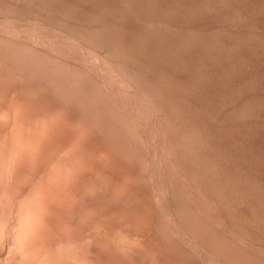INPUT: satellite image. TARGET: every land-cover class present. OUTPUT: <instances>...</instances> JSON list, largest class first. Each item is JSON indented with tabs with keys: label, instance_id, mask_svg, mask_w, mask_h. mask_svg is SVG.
I'll return each mask as SVG.
<instances>
[{
	"label": "rangeland",
	"instance_id": "374dc122",
	"mask_svg": "<svg viewBox=\"0 0 264 264\" xmlns=\"http://www.w3.org/2000/svg\"><path fill=\"white\" fill-rule=\"evenodd\" d=\"M7 1V4H6ZM12 1V2H11ZM16 1V4H15ZM0 0V34L13 35L16 33H26L34 38L41 41H51L58 37L61 41H64L66 37L67 43L71 45L67 46V52L72 57L78 55L80 52H90L92 56L89 60H96L102 63L101 68H99V74L103 76L107 82V90L102 87L97 81L89 74H82L78 66L73 62H68L69 69L66 74L64 69H66L63 63L58 65V61L49 59L46 54H36L34 51L26 49L21 43H14L13 41L4 38V35H0V85L2 88L12 87L13 89H8V92H14L13 96H37L40 100L49 99L57 102H64L62 104L66 105L64 107H69L67 110L76 112L70 121L72 125L67 127V129H72L71 134L75 138L74 141L79 137L80 141L84 138V144L81 142L78 146L79 140L74 143L70 142L68 146L70 147L67 155V160H62L61 163L67 164L63 166L60 161H50L44 156H48L49 152L52 154L53 150L51 146L54 143V137L61 139L55 130L51 131L53 128L51 125L42 126L39 131L41 124H35L36 129L32 127L25 128L26 131H20L21 135L33 132H42L43 136L41 143V150L37 151L35 155L39 158L37 166L39 164L45 163L43 167H36L37 175L32 178L26 176L25 170L22 172L18 170L17 176L14 175L15 172L11 170L8 173L6 180L8 182L4 183L6 186L1 187L0 185V244L3 249L0 248V264H264V0ZM32 1V2H31ZM39 1H41L39 3ZM50 1V2H49ZM52 1V2H51ZM58 1V2H57ZM69 1V2H68ZM78 1V2H77ZM108 1V2H107ZM113 1V2H112ZM117 1V2H115ZM4 2V3H3ZM34 2V3H33ZM63 2V3H62ZM76 2V3H75ZM80 2V5H79ZM83 2V3H82ZM101 2V3H100ZM122 2V3H121ZM124 2V3H123ZM144 2V3H142ZM11 3V5H10ZM32 5H31V4ZM112 3V5H111ZM119 3V4H118ZM134 3V4H133ZM142 3V4H141ZM161 3V4H160ZM14 4V5H13ZM36 4V5H35ZM39 6H38V5ZM56 6H55V5ZM60 4V5H58ZM85 4V5H84ZM92 4V5H91ZM123 4V5H121ZM131 4V5H129ZM149 4V5H148ZM160 4V5H159ZM7 5V7H6ZM13 5V6H12ZM24 7H23V6ZM35 5V6H34ZM45 5V7L43 6ZM69 5V6H68ZM108 5V6H107ZM117 5V7H116ZM145 8H142L144 6ZM177 5V6H176ZM15 6V8H14ZM37 6V7H36ZM41 6V7H40ZM58 6V7H57ZM75 6V8H74ZM96 6V7H95ZM107 6V7H106ZM113 6V7H112ZM126 8H123L125 7ZM133 6V7H132ZM148 6V7H147ZM3 7V8H2ZM11 7V8H10ZM18 7V9H17ZM23 7V8H20ZM34 7V8H32ZM39 7V8H38ZM54 7V8H53ZM120 9H119V8ZM42 8V9H41ZM64 8V9H63ZM68 8V9H67ZM79 8V9H78ZM84 8H86L84 10ZM97 8V9H96ZM112 9V12L111 9ZM115 8V10L113 9ZM123 8V9H122ZM148 8V9H147ZM161 8V9H160ZM28 9V10H26ZM33 9V10H32ZM41 9V10H40ZM51 9V10H50ZM62 9V10H61ZM67 9V10H66ZM72 9V10H71ZM83 9V10H82ZM106 11H105V10ZM122 9V10H121ZM5 10V11H4ZM17 10V11H16ZM26 10V11H25ZM32 10V11H31ZM45 10V11H44ZM75 10V12H74ZM80 10V11H79ZM102 10V11H101ZM114 10V11H113ZM121 10V12H120ZM142 10V12L140 11ZM22 11V12H21ZM25 11V12H24ZM78 11V12H77ZM88 11V12H87ZM99 11V12H98ZM105 11V12H104ZM116 11V14H115ZM21 12V13H20ZM34 14H33V13ZM54 12V13H52ZM110 12V13H108ZM131 12V13H130ZM133 12V13H132ZM8 13V14H7ZM11 13V14H10ZM29 13V14H28ZM38 13V14H37ZM96 16H95V14ZM100 13V14H99ZM107 13V14H104ZM112 13V15H111ZM114 13V14H113ZM44 14V15H42ZM69 14V15H68ZM76 14V15H75ZM109 14V15H108ZM119 14V15H118ZM122 14V15H120ZM129 14V15H128ZM134 14V15H133ZM29 15V16H28ZM31 15V16H30ZM39 15V16H38ZM65 15V16H64ZM71 15V16H70ZM115 15V18L114 16ZM125 15V16H124ZM24 16V17H23ZM47 16V17H46ZM64 16V17H63ZM79 18H78V17ZM108 16V17H107ZM111 16V17H110ZM118 16V17H117ZM145 16V17H144ZM152 16V18L150 17ZM164 16V17H163ZM193 16V17H192ZM31 17V18H30ZM39 17V18H38ZM56 17V18H55ZM60 17V19H59ZM77 17V18H76ZM92 17V18H90ZM121 17V18H120ZM123 17V18H122ZM133 17V18H132ZM8 18V19H6ZM24 18V19H23ZM35 18V19H34ZM37 18V19H36ZM70 20H67L69 19ZM73 18V19H72ZM108 18V19H107ZM127 18V19H126ZM135 18V19H134ZM141 18V19H140ZM156 18V19H155ZM166 21H164V19ZM194 18V19H193ZM14 19V20H13ZM26 19V20H25ZM28 19V20H27ZM42 21H41V20ZM54 19V20H53ZM56 19V20H55ZM86 19V20H85ZM92 19V21H91ZM96 19V20H95ZM116 19V20H114ZM118 19V20H117ZM138 19V20H137ZM149 19V20H148ZM181 19V20H180ZM191 19V20H189ZM13 22H11V21ZM46 20V21H45ZM50 20V21H49ZM83 20V22H82ZM102 20V21H101ZM120 20V21H119ZM127 20V21H126ZM147 20V21H146ZM171 20V21H170ZM175 20V21H174ZM177 20V21H176ZM5 21V22H4ZM10 21V22H9ZM16 21H18L16 23ZM28 21V22H27ZM33 23H32V22ZM49 21V22H47ZM79 21V22H78ZM89 23H88V22ZM94 21L96 23H94ZM99 21V23H98ZM116 21V22H115ZM119 21V22H117ZM125 21V22H123ZM129 21V22H128ZM141 21V23H140ZM173 21V22H172ZM180 21V22H179ZM25 22V24H24ZM36 22V23H34ZM42 22V23H41ZM45 22V23H43ZM47 22V23H46ZM63 22V23H62ZM68 22V24H67ZM75 22V23H74ZM78 22V23H76ZM82 22V23H81ZM123 22V23H122ZM137 22V23H136ZM23 23V24H22ZM31 23V24H30ZM51 23V24H49ZM98 23V24H97ZM104 23V24H103ZM106 23V24H105ZM120 23V24H118ZM154 23V26L152 25ZM163 25H162V24ZM167 23V24H166ZM171 23V24H170ZM190 23V25H189ZM35 26H34V25ZM62 24V25H61ZM77 26H76V25ZM79 24V25H78ZM91 26H90V25ZM117 24V25H116ZM122 24V25H121ZM127 24V25H126ZM142 24V25H141ZM143 24H145L143 26ZM158 24V25H157ZM3 25V26H2ZM14 25V26H13ZM17 25V26H16ZM19 25V26H18ZM23 25V26H20ZM29 25L27 28L26 26ZM32 25V26H31ZM71 25V26H70ZM84 25V26H83ZM97 25V26H96ZM126 25V27H125ZM138 25V26H137ZM9 26V27H8ZM11 26V27H10ZM16 26V27H15ZM40 26V27H39ZM59 26V27H58ZM63 26V27H62ZM88 26V28H87ZM103 26V27H102ZM109 26V27H108ZM133 26V27H132ZM148 26V27H146ZM162 26V27H161ZM171 26V27H170ZM180 26V27H179ZM8 27V28H7ZM21 27H24L21 29ZM33 30H32V28ZM57 27V28H56ZM94 27V29H93ZM125 27V28H124ZM130 27V28H129ZM137 27V28H136ZM182 29V31L179 28ZM196 27V28H195ZM29 28V29H28ZM63 28V30H62ZM77 28V29H76ZM100 28V29H99ZM106 28V29H104ZM123 28V29H122ZM152 28V29H151ZM166 28V29H165ZM170 28H172L170 30ZM176 28V29H175ZM9 29V30H8ZM24 29V30H23ZM45 29V31H43ZM66 29V30H65ZM91 29V31H90ZM97 29V30H96ZM110 29V30H109ZM112 29V30H111ZM164 29V30H163ZM194 29V30H193ZM15 30V31H14ZM31 30V31H29ZM39 30V31H38ZM58 30V31H56ZM60 30V31H59ZM73 30V31H72ZM87 30V31H86ZM94 30V31H93ZM131 30V31H130ZM144 30V31H143ZM149 30V31H148ZM162 30V31H161ZM174 30V32H173ZM190 30V31H189ZM9 31V32H8ZM13 33H10V32ZM41 31V32H40ZM52 31V32H51ZM103 31V32H102ZM106 31V32H105ZM111 31V32H110ZM123 31V32H122ZM127 31V33H126ZM136 31V32H135ZM138 31V32H137ZM140 31V32H139ZM156 31V32H155ZM165 31V33H164ZM178 33H177V32ZM6 32V33H5ZM36 32V33H35ZM67 32V33H66ZM82 32V33H81ZM95 32V33H94ZM105 32V33H104ZM119 32V33H116ZM123 34H122V33ZM147 34H146V33ZM149 32V34H148ZM151 32V33H150ZM160 32V33H159ZM35 33V34H34ZM40 33V34H39ZM49 33V37L47 34ZM99 33V34H97ZM103 33L105 35H103ZM134 33V34H133ZM139 33V35H138ZM164 33V34H163ZM172 33V34H171ZM175 33V34H173ZM197 33V34H196ZM46 35V37L44 36ZM60 34V35H59ZM91 34V35H90ZM108 34V36H107ZM111 34V35H109ZM115 34V35H114ZM119 34V35H118ZM121 34V35H120ZM142 34V35H141ZM156 34V36H155ZM179 34V36H177ZM192 34V35H189ZM54 35V36H53ZM56 35V36H55ZM64 35V36H63ZM66 35V36H65ZM94 35V36H93ZM103 35V36H102ZM114 35V37H113ZM145 35V36H143ZM159 35V36H157ZM161 35H164L161 37ZM173 35V38H171ZM1 36L3 38H1ZM39 36V37H37ZM41 36V37H40ZM62 36V37H60ZM124 36V37H123ZM127 36V37H126ZM135 36V39L133 38ZM139 38H138V37ZM192 36V37H191ZM194 36V37H193ZM196 36V38H195ZM48 37V38H47ZM52 37V38H51ZM96 37V38H95ZM119 37V38H118ZM121 37V38H120ZM144 37V38H143ZM147 37V38H146ZM155 37V38H154ZM166 37V38H165ZM168 37V38H167ZM175 37V38H174ZM182 37V38H180ZM190 37V38H187ZM72 38V39H69ZM81 38V40H80ZM87 38V40H86ZM117 38V39H116ZM133 38V39H131ZM143 39L141 41V39ZM179 38V39H176ZM47 39V40H46ZM55 39V40H56ZM74 39V40H73ZM77 41H76V40ZM99 39V40H98ZM106 39V40H104ZM124 39V41L122 40ZM130 39V41H129ZM154 39V40H153ZM167 39V41L165 40ZM197 39V40H196ZM8 42H6V41ZM51 41L55 43H60V41ZM76 41L75 43H72ZM86 40V41H85ZM91 40V41H90ZM110 40V41H108ZM118 40V41H117ZM120 40V41H119ZM152 40V41H151ZM178 40V41H177ZM187 40V41H186ZM193 40V41H192ZM4 41V42H3ZM11 41V42H10ZM127 41V42H126ZM129 41V42H128ZM154 41V43H153ZM160 41V42H159ZM163 43H162V42ZM169 41V42H168ZM185 41V43H184ZM99 42V43H98ZM105 42V43H104ZM116 42V43H115ZM120 42V43H119ZM140 42V43H139ZM173 42V43H172ZM197 42V43H196ZM80 43V44H79ZM94 43V44H92ZM109 43V44H108ZM115 45H113V44ZM119 43V44H118ZM124 43V44H123ZM139 43V44H138ZM153 43V44H152ZM175 43V44H174ZM9 44V45H8ZM78 46H77V45ZM131 44V45H130ZM163 44V45H161ZM168 44V45H167ZM181 44V45H180ZM185 44V45H184ZM189 44V45H188ZM195 44V45H194ZM20 45V46H19ZM77 49H76V46ZM82 45V47H80ZM91 47H90V46ZM118 45V46H117ZM122 45V46H121ZM158 45V46H156ZM5 46V47H3ZM11 46V47H9ZM75 49H71L72 47ZM105 46V47H104ZM117 46V47H115ZM136 46V47H135ZM139 46V47H138ZM148 46L150 48H148ZM155 46V47H154ZM173 46V47H172ZM184 46V47H182ZM188 46V47H187ZM195 48H193V47ZM197 46V47H195ZM9 47V48H8ZM70 47V48H69ZM80 47V48H79ZM99 47V48H98ZM128 47V48H127ZM145 47L147 50H145ZM171 47V48H170ZM25 48V49H24ZM110 48V49H109ZM117 48V50H116ZM126 48V49H125ZM135 48V49H134ZM143 48V49H142ZM161 48V49H159ZM165 48V49H163ZM188 48V49H187ZM10 49V50H9ZM19 49V50H18ZM24 50V52L22 51ZM82 49V50H80ZM83 49L85 51H83ZM102 49V50H101ZM124 49V50H123ZM155 49V50H154ZM159 49V50H158ZM7 50V51H6ZM72 50V52H71ZM98 50V51H97ZM101 50V51H100ZM108 50V51H107ZM110 50V51H109ZM120 50V51H119ZM127 50V52H126ZM149 50V52H147ZM173 50V51H172ZM177 52H176V51ZM12 53H11V52ZM19 53H16V52ZM103 51V53H102ZM145 53H143V52ZM159 51V52H158ZM167 51V52H166ZM180 51V52H179ZM193 51V53H192ZM15 52V53H13ZM33 52V53H31ZM76 52V53H75ZM105 52V53H104ZM136 52V53H135ZM158 52V53H157ZM165 52V53H164ZM169 52V53H168ZM10 53V54H9ZM23 53V54H22ZM41 53V54H40ZM139 53V54H138ZM143 53V54H142ZM160 53V54H159ZM187 53V54H186ZM13 54V55H12ZM17 56H16V55ZM76 54V55H75ZM88 54V55H89ZM123 56H122V55ZM125 54V55H124ZM132 54V55H131ZM137 54V55H136ZM141 54V55H140ZM159 56H158V55ZM190 54V55H189ZM195 54V55H194ZM19 55V56H18ZM26 55V56H24ZM34 55V57H33ZM41 55V56H40ZM95 55V57L93 56ZM131 55V56H128ZM135 56L134 60L131 57ZM170 55V56H169ZM175 55V56H174ZM189 55V57H188ZM4 56V57H2ZM29 56V57H28ZM47 59H46V57ZM141 56V57H140ZM151 56V57H150ZM153 56V57H152ZM157 58H154V57ZM162 56V57H161ZM165 56V57H164ZM39 57V58H38ZM139 57V58H138ZM145 57V58H143ZM150 57V58H147ZM167 57V58H166ZM171 57V58H170ZM175 57V58H174ZM4 58V59H3ZM43 58V60H42ZM117 60H116V59ZM166 58V59H165ZM188 58V59H187ZM2 59V60H1ZM13 59V60H12ZM21 59V60H20ZM28 59V60H27ZM40 61H38V60ZM49 59V60H48ZM153 59V60H152ZM15 60V61H14ZM18 60V62H16ZM48 60V61H45ZM142 60H144L142 62ZM156 60V61H155ZM163 60V61H162ZM182 60V61H181ZM189 60V61H188ZM2 61V62H1ZM50 61V64H49ZM54 61V63H53ZM98 61V62H97ZM138 61V62H137ZM146 61V63H145ZM161 61V62H160ZM169 61V62H168ZM5 62V63H4ZM15 62V63H14ZM25 62V63H24ZM138 64H136V63ZM141 62V63H140ZM152 62V63H151ZM165 64H164V63ZM192 62V63H191ZM195 62V63H194ZM11 63V64H10ZM32 63V64H31ZM52 63V64H51ZM60 63V62H58ZM128 63V64H127ZM151 63V64H149ZM161 63V64H160ZM169 63V64H168ZM188 63V64H187ZM224 63V64H223ZM14 64V65H13ZM38 64V66H37ZM67 64V63H66ZM117 64V65H116ZM149 64V65H148ZM174 64V65H173ZM190 64V65H189ZM9 65V66H8ZM21 65H23L21 67ZM43 65V66H42ZM63 65V66H62ZM72 65V66H71ZM75 65V66H74ZM145 65V66H144ZM155 67H154V66ZM196 65V66H194ZM206 65V66H205ZM211 65V66H210ZM227 65V66H226ZM30 66V68H29ZM46 66V67H45ZM56 66V67H55ZM62 66V67H61ZM65 66V67H64ZM114 66V67H113ZM142 66V68L140 67ZM145 68H144V67ZM151 66V67H150ZM6 67V68H5ZM21 67V69H20ZM58 67V68H57ZM64 67V68H63ZM71 67H74L73 69ZM129 67V68H128ZM164 67V68H162ZM222 67V69H221ZM10 68V69H9ZM12 68V69H11ZM71 68V69H70ZM148 68V69H147ZM150 68V69H149ZM177 68V69H176ZM198 68V69H197ZM212 68V69H211ZM224 68V71H223ZM14 69V70H13ZM34 69V70H33ZM47 69V70H46ZM61 69V70H60ZM103 69V70H102ZM139 69V71H138ZM145 71H144V70ZM160 69H162L160 71ZM169 69V70H168ZM172 69V70H171ZM208 69V70H207ZM228 69V70H227ZM43 70V71H42ZM64 70L63 72H61ZM71 70V71H70ZM72 70L75 72L72 73ZM76 70V71H75ZM135 70V71H134ZM155 70V71H154ZM165 70V71H164ZM182 70V71H181ZM220 70V71H218ZM58 71V72H57ZM103 71V72H102ZM107 71V72H106ZM160 71V72H159ZM178 71V72H177ZM222 71V72H221ZM19 72V73H18ZM23 72V75L21 74ZM50 72V73H49ZM70 72L72 74H70ZM157 75H155V73ZM167 72V73H166ZM171 72V73H170ZM184 72V73H183ZM208 72V73H207ZM60 73V74H59ZM67 75V78L62 74ZM80 73V75H78ZM106 73V74H105ZM132 73V74H130ZM137 73V74H136ZM153 73V75L151 74ZM198 73V74H197ZM7 74V79L6 75ZM41 74V75H40ZM56 74V75H55ZM62 74V75H61ZM144 74V75H143ZM189 78H187L188 76ZM226 74V75H225ZM70 75V77H68ZM84 75V76H82ZM87 75L86 79H83ZM108 75V76H107ZM129 75V76H128ZM151 75V76H150ZM155 75V76H154ZM168 77H167V76ZM200 75V76H199ZM27 76V77H26ZM48 76V77H47ZM73 76V77H72ZM115 76H117L115 78ZM123 76V78H122ZM142 76V77H141ZM145 76V77H144ZM148 76V77H146ZM158 76V77H157ZM176 76V77H175ZM182 76V77H181ZM18 77V80H17ZM22 77V78H21ZM35 79H34V78ZM64 77L66 79H64ZM80 79H79V78ZM122 79L128 80L130 83L132 93H127L124 86L115 84L112 80ZM125 77V79H124ZM127 77V78H126ZM137 77V78H136ZM191 77V78H190ZM196 77V78H195ZM209 77V78H208ZM31 78V79H30ZM41 78V79H40ZM74 78V79H73ZM77 78L79 80H77ZM129 78V79H128ZM134 78V79H133ZM158 78V79H157ZM160 78V79H159ZM211 78V79H210ZM226 78V80H225ZM48 79V80H47ZM52 79V80H51ZM70 79V80H67ZM165 79V80H163ZM171 79V80H170ZM182 79V80H181ZM188 79V80H187ZM190 79V80H189ZM199 79V80H198ZM220 79V80H219ZM222 79V81H221ZM225 81H224V80ZM22 80V82L20 81ZM38 80V82H37ZM77 80V81H76ZM82 80L83 84H82ZM88 80V81H87ZM94 80V81H93ZM137 80V81H136ZM156 80V81H155ZM181 82H180V81ZM184 80V81H183ZM194 80V81H193ZM198 80V81H195ZM229 82H228V81ZM45 81V82H44ZM58 81V83H57ZM87 81V82H86ZM141 81V82H140ZM174 81H176L174 83ZM191 81V82H189ZM209 81V82H208ZM221 84H218V82ZM23 85L21 87L18 85ZM31 82V84H30ZM60 82V83H59ZM66 82V83H65ZM72 82V83H71ZM145 82V83H144ZM157 82V83H156ZM199 82V83H198ZM224 82V83H223ZM14 83V84H13ZM50 83V84H48ZM81 83V84H79ZM153 85H152V84ZM164 83V85L162 84ZM178 83V84H176ZM192 83V85H191ZM227 83V84H226ZM34 84V85H33ZM53 84V85H52ZM115 84V87H113ZM137 84V85H136ZM158 84V85H156ZM172 84V85H171ZM183 84V85H182ZM190 84V85H189ZM199 84V85H198ZM213 84V85H212ZM217 84V85H216ZM32 85V86H31ZM55 85V89L54 86ZM66 85V86H65ZM86 88H84V86ZM87 85V86H86ZM144 85V86H143ZM196 85V86H195ZM228 85V86H227ZM5 86V87H4ZM46 86V87H45ZM121 88V89H119ZM150 86V87H149ZM161 86V87H160ZM176 86V87H175ZM186 86V87H185ZM195 86V87H192ZM211 86V88H210ZM226 86V87H225ZM1 87V86H0ZM52 87V88H51ZM60 87V88H59ZM113 87V89H112ZM184 87V88H182ZM23 88V89H20ZM84 88V89H83ZM100 88V89H99ZM110 88V89H109ZM148 90H147V89ZM157 88V89H156ZM173 88V89H172ZM191 88V89H190ZM207 88V89H206ZM225 88V89H224ZM16 89V90H15ZM49 89V90H48ZM57 89V90H56ZM64 89V90H63ZM67 89V90H66ZM112 89V90H111ZM116 89V90H115ZM152 89V90H151ZM162 89V90H161ZM165 89V90H164ZM186 89V90H185ZM212 89V90H211ZM28 90V91H27ZM38 90V91H37ZM42 90V91H41ZM51 90V91H50ZM54 90V91H52ZM69 90V91H68ZM122 90V91H119ZM142 90V92H141ZM167 90V91H166ZM171 90V91H170ZM188 90V91H187ZM192 90V91H191ZM199 90V91H198ZM226 90V91H225ZM229 90V91H228ZM21 94H20V92ZM25 91V92H23ZM41 91V92H40ZM83 91V92H82ZM116 91V92H115ZM163 91V92H162ZM176 91V92H175ZM178 91V92H177ZM211 91V92H210ZM11 92V94H12ZM32 92V93H31ZM47 92V93H45ZM58 92V93H57ZM90 92V93H89ZM107 92V93H106ZM110 92V93H109ZM126 92V93H124ZM173 92V93H172ZM224 92V93H223ZM18 93V95H17ZM35 93V94H34ZM50 93V94H49ZM63 95H61V94ZM94 93V94H93ZM109 93V94H108ZM162 93V94H161ZM195 93V94H194ZM198 93V94H197ZM210 93V94H209ZM214 93V94H213ZM230 93V94H229ZM34 94V95H33ZM57 94V95H56ZM103 94V95H102ZM113 94V95H112ZM117 94V95H116ZM171 94V95H170ZM175 94V95H174ZM177 94V95H176ZM179 94H181L179 96ZM188 94V95H187ZM197 94V95H196ZM213 94V95H212ZM222 94V95H221ZM225 94V95H224ZM46 95V96H44ZM53 95V96H52ZM66 95V96H65ZM106 95V96H105ZM130 95V96H129ZM142 95V96H141ZM151 95V96H150ZM164 95V96H163ZM185 95V96H183ZM196 95V96H195ZM209 95V96H208ZM227 95V96H226ZM8 96V95H7ZM6 96V97H7ZM52 96V97H51ZM57 96V97H56ZM113 96V97H112ZM179 96V97H178ZM211 96V97H210ZM218 96V97H217ZM4 97V98H6ZM8 100H3L6 105H9L14 113L20 116L35 115L34 117L40 115L43 117L42 112L37 111L33 113L31 110V103L35 104V100L28 102L25 105L16 106L17 103L13 104V98L8 96ZM43 97V98H42ZM56 97V98H55ZM63 97V98H62ZM65 97V98H64ZM96 97V98H95ZM103 97V98H102ZM138 97V98H137ZM175 97V98H174ZM207 97V99H206ZM210 97V98H209ZM220 97V98H219ZM226 99H225V98ZM12 98V99H10ZM54 98V99H53ZM61 98V99H59ZM90 98V99H89ZM100 98V99H99ZM107 98V100L105 99ZM140 98H142L140 100ZM182 98V100H181ZM66 99V101H64ZM147 99V100H145ZM158 99V100H157ZM172 99V100H171ZM190 99V100H189ZM196 99V100H195ZM199 99V101L197 100ZM222 99V100H221ZM228 99V100H227ZM12 100V102H10ZM87 100V101H85ZM94 100V101H93ZM100 100V101H99ZM103 100V101H102ZM115 100V101H114ZM154 100V101H153ZM164 100V101H163ZM174 100V101H173ZM177 100V102H176ZM179 100V101H178ZM194 100V101H193ZM208 100V101H207ZM219 102H217V101ZM221 100V101H220ZM71 101V103H70ZM120 101V102H119ZM125 101V102H124ZM141 101V104H140ZM160 101V102H159ZM163 101V102H161ZM197 101V103H196ZM223 101L226 102L222 103ZM10 102V103H9ZM59 102V103H60ZM81 102V103H80ZM106 102V103H105ZM115 102V104H114ZM117 102V103H116ZM144 102H146L144 104ZM157 102V103H156ZM168 102V103H167ZM180 102V103H179ZM184 102V103H183ZM191 102V103H190ZM209 102V104H208ZM212 104H211V103ZM32 103V104H33ZM60 103V104H61ZM66 103V104H65ZM105 103V104H104ZM109 103V104H108ZM111 103V104H110ZM113 103V104H112ZM119 103V104H118ZM120 103H122L120 106ZM159 103V104H158ZM188 105H187V104ZM214 103L216 105H214ZM222 103V104H221ZM17 104V105H18ZM28 104V105H27ZM33 104V105H34ZM71 104V105H70ZM103 104V105H102ZM108 104V105H107ZM146 104H148L146 106ZM174 104V105H173ZM178 106H177V105ZM186 106H184V105ZM27 105V106H26ZM70 105V106H69ZM78 105V106H77ZM82 105V106H81ZM134 105V106H133ZM164 105V106H163ZM170 105V106H169ZM204 105V106H203ZM210 105V106H207ZM229 106V108L227 107ZM26 106V107H24ZM29 106V107H28ZM89 106V107H88ZM106 106V107H105ZM117 106V107H116ZM118 106H120L118 108ZM130 106V107H129ZM150 108H149V107ZM218 106V108H217ZM221 106V107H220ZM7 107V108H8ZM13 107V108H12ZM19 107V109H18ZM73 107V108H72ZM86 107V108H85ZM122 107H124L122 109ZM143 107V108H142ZM144 107H146L145 110ZM153 107V108H152ZM157 107V108H156ZM161 107H163L161 109ZM192 107V110H191ZM196 107V108H195ZM201 107V108H199ZM206 107V108H205ZM214 107V108H213ZM227 107V108H226ZM103 108V109H102ZM139 110H137V109ZM175 108V109H174ZM181 108V109H180ZM183 108V109H182ZM71 109V110H70ZM84 109V110H83ZM92 109V110H91ZM117 109V110H116ZM127 109V110H126ZM129 109V110H128ZM142 109V110H141ZM155 111H154V110ZM161 109V110H160ZM177 109V110H176ZM179 109V110H178ZM188 111H187V110ZM197 109V110H196ZM205 109V110H204ZM216 109V110H215ZM222 109V111H221ZM224 109V110H223ZM11 110V111H12ZM25 110H27L25 112ZM95 112H94V111ZM107 112H106V111ZM111 110V111H110ZM148 110H150L148 112ZM190 110V111H189ZM213 110V111H212ZM218 110V111H217ZM229 110V111H228ZM82 111V112H81ZM87 111V112H86ZM114 111V112H113ZM136 111V112H135ZM147 111L148 114L143 115V112ZM181 111V112H178ZM183 111V112H182ZM186 111V112H185ZM211 111V112H210ZM86 112V114H85ZM111 112V113H110ZM152 112V113H151ZM173 112V114H172ZM176 112V113H174ZM185 112V113H184ZM188 112V114H187ZM194 112V113H193ZM197 114H196V113ZM207 112V113H206ZM220 112L222 113L220 115ZM224 112V113H223ZM33 113V114H32ZM41 113V114H40ZM79 113H81L79 115ZM91 113V114H90ZM95 113V114H94ZM107 113V114H106ZM115 113V114H114ZM129 113V114H128ZM160 113V114H159ZM201 113V115H200ZM215 113V114H214ZM217 113V114H216ZM43 114V115H42ZM77 114V115H76ZM102 114V115H101ZM112 114V115H111ZM203 114V116H202ZM227 114V115H226ZM79 115V116H78ZM95 115V116H94ZM167 115V116H166ZM181 117H179V116ZM199 115V116H198ZM214 115V116H213ZM94 116V117H93ZM97 116V117H96ZM160 116V118H159ZM169 116V117H168ZM174 116V117H173ZM189 116V117H187ZM191 116V117H190ZM194 116L196 118H194ZM226 116V117H225ZM36 117V120L41 118ZM76 117V118H75ZM85 117V118H84ZM112 117V118H111ZM114 117V118H113ZM133 117V118H132ZM164 117V118H161ZM167 117V118H166ZM186 117V118H185ZM210 117V118H209ZM217 117V118H216ZM224 119H222V118ZM39 118V119H38ZM58 117L55 116L54 122ZM82 120H80V119ZM90 118V119H89ZM101 118V119H100ZM104 118V119H103ZM181 118V119H180ZM201 118V120H200ZM205 118V119H204ZM84 119V120H83ZM108 119V120H107ZM120 119V120H119ZM124 119V120H123ZM151 119V120H150ZM161 119V120H158ZM166 119V120H165ZM175 119V123L174 120ZM179 119V120H177ZM211 119V120H209ZM92 120V121H90ZM96 120V121H95ZM134 120V121H133ZM171 120V121H170ZM177 120V121H176ZM184 123H182L183 121ZM208 120V121H207ZM217 122H215V121ZM227 120V121H225ZM75 121V122H74ZM78 121V122H77ZM85 121L84 124L79 125ZM112 121V123H111ZM161 121V122H160ZM173 121V122H172ZM195 121V122H194ZM227 122L226 124L223 122ZM40 122V121H39ZM97 122V123H96ZM122 122V123H121ZM179 122V123H178ZM188 122V124H186ZM203 122V124H202ZM207 122V123H206ZM1 123V121H0ZM78 123V124H76ZM96 123V125H95ZM99 123V124H98ZM102 123V124H101ZM106 123V124H105ZM159 123V124H158ZM177 123V124H176ZM197 123V124H196ZM92 124V125H88ZM115 124V125H114ZM149 124V125H148ZM176 124V125H175ZM182 124V125H181ZM186 124V125H185ZM196 124V125H195ZM211 124V125H210ZM74 125V126H73ZM84 125V126H83ZM87 125V126H86ZM112 125V126H111ZM161 125V126H160ZM166 125V126H165ZM170 125V126H169ZM192 125V126H191ZM195 125V126H194ZM206 125V126H205ZM208 125H210L208 127ZM220 125V126H219ZM48 126V127H47ZM67 126V125H66ZM76 126V128H75ZM78 126V127H77ZM102 126V127H100ZM125 126V127H124ZM150 126V127H149ZM175 126V127H174ZM182 126V127H181ZM193 130H191V128ZM197 126V127H196ZM202 126V127H201ZM205 126V127H204ZM212 126V127H211ZM45 127H47L45 129ZM82 127V128H81ZM94 127V128H93ZM114 127V128H113ZM181 127V128H180ZM221 127V128H220ZM50 130H49V129ZM80 130H79V129ZM96 128V129H95ZM102 128V129H101ZM159 128V129H158ZM162 128V129H161ZM164 128V129H163ZM187 128V129H186ZM206 128V129H205ZM219 128V129H218ZM229 128V129H228ZM45 129V131L43 130ZM75 129V130H74ZM86 129V130H85ZM97 129H99L97 131ZM131 129V130H130ZM158 129V130H157ZM176 129V131H175ZM182 129V130H181ZM186 129V130H185ZM197 131H196V130ZM213 129V130H212ZM222 129V130H221ZM228 129V130H227ZM30 132H27V131ZM49 130V131H48ZM78 132L76 133V131ZM84 130V131H83ZM88 130V133H87ZM89 130L90 133L89 134ZM108 130V131H107ZM110 130V131H109ZM114 130V131H113ZM134 130V131H133ZM164 133H162V131ZM166 130V131H165ZM181 130V132H180ZM206 130V133L204 132ZM215 130V131H214ZM224 130V131H223ZM75 131V132H74ZM144 135H142V133ZM178 131V132H177ZM192 133H191V132ZM201 131V132H199ZM210 131V132H208ZM230 131V132H229ZM48 132V134H46ZM54 132V133H53ZM94 132V133H93ZM99 135L98 137V134ZM101 132V133H100ZM104 132V133H103ZM112 132V133H111ZM132 132V133H131ZM140 132V133H139ZM172 132V133H171ZM175 132V133H174ZM197 132V133H196ZM217 132V133H216ZM224 132V133H223ZM227 134H226V133ZM30 133V135H31ZM46 135H45V134ZM75 133V135L73 134ZM96 133V134H95ZM108 133V134H107ZM119 133V134H118ZM130 133V134H129ZM168 133V134H167ZM183 133V134H181ZM186 133V134H185ZM196 133V134H195ZM208 133V134H207ZM213 133V134H212ZM24 134V135H26ZM80 136H79V135ZM83 134V135H82ZM94 134V135H93ZM166 134V135H165ZM171 134V135H170ZM190 134V135H189ZM192 134H195L192 136ZM221 134V135H220ZM226 134V135H224ZM78 135V136H77ZM93 135V136H91ZM115 135V136H114ZM130 135V136H129ZM164 135V136H163ZM177 135V136H175ZM207 135V136H205ZM23 136V135H22ZM105 138H104V137ZM112 136V137H111ZM123 136V137H122ZM153 136V137H152ZM167 136V138H166ZM182 136V137H181ZM191 136V137H190ZM195 136V137H194ZM200 138H199V137ZM221 136V137H220ZM45 138V142L44 139ZM90 137V138H88ZM98 137V138H97ZM102 137V138H101ZM107 137V138H106ZM121 137V138H120ZM145 137V138H144ZM150 139H149V138ZM174 137V138H173ZM181 137V138H180ZM185 137V138H184ZM203 137V138H202ZM206 137V138H205ZM213 139H212V138ZM215 137V138H214ZM1 138V137H0ZM57 138V139H58ZM83 138V139H82ZM101 138V139H100ZM113 138V139H112ZM115 138V139H114ZM119 138V139H118ZM147 138V139H146ZM153 138V139H152ZM171 138V139H170ZM189 138V139H188ZM191 138V139H190ZM201 139V141H197ZM211 138V139H210ZM217 138V139H216ZM219 138V139H218ZM231 138V139H230ZM53 139V141L48 142L47 140ZM89 139V140H88ZM118 139V140H117ZM167 139V140H166ZM178 139L180 141H178ZM187 141H185V140ZM204 139V140H203ZM2 139H0L1 141ZM86 140V141H85ZM94 140H96L94 142ZM117 140V141H116ZM148 140H151L150 144ZM155 140V142H154ZM170 140V142H169ZM174 140V141H172ZM206 140V142H204ZM210 140V141H209ZM221 140V141H220ZM227 140V141H226ZM4 141V140H3ZM1 141V142H3ZM10 141V142H9ZM13 140H8L7 143L0 142V146L4 145V149L0 148V155L4 156L8 153L20 151L23 154V159L27 158V145L24 146L23 143L19 144L17 142H12ZM98 141V143H96ZM167 141V142H166ZM177 141V142H176ZM185 141V142H184ZM190 141V143H189ZM12 142V144H11ZM48 142V143H47ZM89 142V145L86 144ZM93 142V143H92ZM106 142V143H105ZM114 142V143H113ZM154 142V143H153ZM165 142V143H164ZM187 142V143H186ZM197 142H199L197 144ZM208 142V143H207ZM215 142V143H214ZM217 142V143H216ZM47 143V144H46ZM92 143V144H91ZM103 143V144H101ZM118 143V144H117ZM171 143V144H170ZM181 143V144H180ZM196 145H195V144ZM202 143V144H201ZM205 143V144H204ZM220 143V144H219ZM225 143V144H224ZM2 144V145H1ZM9 144V145H8ZM23 144V147H21ZM99 144L101 145L99 148ZM109 144V145H108ZM127 144V145H126ZM133 144V145H132ZM136 144V145H135ZM200 144V145H199ZM219 144V145H218ZM222 144V145H221ZM231 144V145H230ZM16 145V146H15ZM47 145V146H44ZM76 150L81 151L77 153ZM77 145V146H76ZM83 145V146H80ZM98 145V147H97ZM106 147H105V146ZM113 145V146H112ZM140 145V147H139ZM173 145V146H171ZM207 145V146H206ZM214 145V146H213ZM225 145V146H224ZM239 145V146H238ZM8 146V147H7ZM11 146V147H10ZM86 146V147H85ZM93 146V147H92ZM111 146V147H110ZM116 146V147H115ZM150 146V147H149ZM166 146V147H164ZM175 146V147H174ZM202 146V147H201ZM219 146V147H218ZM227 146V147H226ZM47 148V150L45 149ZM50 147V148H49ZM71 147L74 149H71ZM108 147V148H107ZM118 147V148H117ZM122 147V148H121ZM137 147V148H136ZM139 147V148H138ZM145 147V148H144ZM160 147V148H159ZM163 149H162V148ZM168 147V149H167ZM179 147V149H178ZM201 147V149H200ZM240 147V148H239ZM20 148V149H19ZM83 148V149H82ZM132 148V150H131ZM171 148V149H169ZM207 148V149H205ZM217 148V149H216ZM228 148V149H227ZM8 149V151H6ZM11 149V150H10ZM24 150L22 152V150ZM89 149V150H88ZM91 149V151H90ZM94 149V153L93 150ZM103 149V150H102ZM116 149V150H114ZM119 149V151H118ZM184 149L186 151H184ZM189 149V150H188ZM223 149V150H221ZM241 149V150H240ZM9 150L11 152H9ZM13 150V151H12ZM49 150V152H48ZM52 150V151H51ZM73 150V152H72ZM101 150V151H98ZM124 150V151H123ZM141 150V151H140ZM148 150V151H147ZM172 150V151H171ZM184 152H183V151ZM211 150V151H210ZM231 150V151H230ZM237 150V151H236ZM46 151V152H45ZM76 151V152H75ZM97 151V152H95ZM111 151V153H110ZM114 151V152H113ZM117 151L119 153H117ZM127 151V152H126ZM135 151V152H134ZM137 151V152H136ZM141 153H140V152ZM179 151V152H178ZM195 151V152H194ZM203 153H202V152ZM242 151V152H241ZM2 152V153H1ZM4 152V153H3ZM7 152V153H6ZM26 152V155H25ZM48 152V153H47ZM117 154H116V153ZM123 152V153H121ZM125 152V153H124ZM130 154H129V153ZM177 154H176V153ZM188 152V153H187ZM197 152V153H196ZM218 152L220 154H218ZM238 152V153H236ZM45 153V154H44ZM73 153L75 154L73 156ZM81 153V157L79 156ZM97 153V155H96ZM113 153V154H112ZM159 153V154H158ZM169 153V154H168ZM183 153V154H182ZM185 153V154H184ZM205 153V154H204ZM222 153V154H221ZM241 153V154H240ZM48 154V155H47ZM77 154V155H76ZM102 156H101V155ZM106 154V155H105ZM116 154V155H115ZM137 154V155H136ZM195 154V155H194ZM239 154V155H238ZM245 154V155H244ZM91 155V157H90ZM94 155V156H93ZM115 155V156H113ZM118 155V156H117ZM121 155V157H120ZM125 155V156H124ZM134 155V156H133ZM174 155V156H172ZM199 155V156H198ZM202 155V156H201ZM205 157H204V156ZM231 157H230V156ZM243 157H242V156ZM77 159H73L76 158ZM78 156L81 158L79 159ZM84 156V157H83ZM89 156V157H88ZM113 156V157H112ZM186 156V157H185ZM191 156V157H190ZM219 156V158H217ZM96 157V158H95ZM115 157V158H114ZM179 157V158H178ZM185 157V159H184ZM194 157V158H193ZM201 157V158H200ZM204 157V158H203ZM216 157V158H214ZM221 157V158H220ZM224 157V158H223ZM235 157V158H234ZM242 157V158H241ZM1 158V157H0ZM4 158V157H3ZM2 158V160H3ZM44 158V162L41 160ZM47 158H52L50 155ZM84 158V159H83ZM87 158V159H85ZM92 158V159H91ZM95 158V159H94ZM103 158V159H102ZM114 158V160H113ZM127 158V159H126ZM148 158V159H147ZM156 158V159H155ZM182 158V159H181ZM193 158V160H192ZM208 158V160H207ZM72 159V160H71ZM91 159V161H90ZM126 161H125V160ZM129 159V160H128ZM170 159V160H169ZM172 159V160H171ZM177 159H179L177 161ZM197 159V160H196ZM200 159V160H199ZM205 159V161L203 160ZM225 159V160H224ZM244 159V160H242ZM0 160V161H2ZM76 160V161H74ZM84 160V161H83ZM89 160V161H88ZM106 160V162H105ZM118 160L119 164H118ZM122 160V161H121ZM158 160V161H157ZM160 160V161H159ZM164 160V162L162 161ZM184 162L182 163L181 161ZM189 162H187V161ZM196 160V161H195ZM199 160V161H198ZM203 160V161H202ZM221 160V161H220ZM240 160V161H239ZM79 161V162H77ZM83 161V162H82ZM101 163L99 164L98 163ZM109 161V162H108ZM116 161V163L114 162ZM121 161V162H120ZM125 161V162H124ZM177 161V162H175ZM186 161V162H185ZM209 161V162H207ZM211 161V162H210ZM216 161V162H215ZM224 161V162H223ZM231 161V162H230ZM49 162V163H48ZM51 162V163H50ZM57 162V163H56ZM59 162V164H58ZM72 163V165H68ZM77 162V163H76ZM111 162V163H110ZM113 162V163H112ZM128 162V163H127ZM139 162V164H138ZM143 162V163H142ZM194 162V163H192ZM206 162V163H205ZM223 162V163H222ZM230 162V163H229ZM237 162V163H236ZM244 162V163H243ZM77 165H76V164ZM85 163V164H84ZM87 163V164H86ZM98 163V164H97ZM106 163V164H105ZM130 163V164H129ZM177 163V164H176ZM203 163V164H202ZM206 165H205V164ZM211 163V164H210ZM219 163V164H218ZM235 163V164H234ZM54 164V165H53ZM57 166H56V165ZM80 164V165H79ZM83 164V165H82ZM89 164V165H88ZM97 167H96V165ZM103 164V165H102ZM110 164V165H109ZM113 164V165H112ZM115 164V166H114ZM124 164V165H123ZM164 164V165H163ZM181 164V165H180ZM210 164V165H209ZM215 164V165H213ZM54 167H53V166ZM62 167H61V166ZM94 167H91L93 166ZM100 165V166H99ZM118 165L120 167H118ZM130 165V167H129ZM132 165V166H131ZM170 167H169V166ZM174 165V166H173ZM184 165V166H183ZM196 165V166H195ZM198 165V167H197ZM205 165V166H204ZM236 165V166H235ZM67 166V170H66ZM70 166L73 168H70ZM103 168H102V167ZM112 168H111V167ZM122 166V167H121ZM124 166V167H123ZM127 166V167H125ZM142 166V167H140ZM178 166V167H176ZM182 166V167H181ZM195 166V167H194ZM202 168H201V167ZM242 166V167H240ZM59 167V168H58ZM61 167V169H60ZM64 167L65 173L70 171L68 175L61 171ZM77 168L74 170V168ZM80 169H79V168ZM86 167V168H85ZM91 167V169H90ZM101 167V168H100ZM169 167V168H168ZM185 167V168H183ZM187 167V168H186ZM208 170H207V168ZM215 167V168H214ZM219 167V168H218ZM56 168V170H54ZM59 172L58 171V169ZM69 168V169H68ZM84 168V169H83ZM88 168V170H86ZM117 168V169H115ZM121 170H120V169ZM124 168V173L122 171ZM143 168V169H142ZM163 168V169H162ZM176 168L178 170H176ZM192 168V169H191ZM200 168V169H199ZM204 168V169H203ZM244 168V169H243ZM83 169V170H82ZM94 169V170H92ZM108 169L107 172L106 170ZM119 169V170H118ZM129 169V170H128ZM181 169V170H180ZM220 169V170H219ZM238 169V170H237ZM79 170V171H77ZM96 170V172H95ZM99 170V171H97ZM115 170V172H114ZM133 170V171H132ZM135 170H137L135 172ZM147 170V171H146ZM169 172H167V171ZM176 170V171H175ZM188 170V171H187ZM190 170V171H189ZM199 170V171H198ZM224 170V171H223ZM236 170V172H234ZM39 171V172H38ZM54 171V172H53ZM77 171L80 176L78 175ZM84 171V172H83ZM101 171V172H100ZM113 171V174H112ZM118 171V172H117ZM121 171V172H119ZM127 171V172H126ZM131 171V172H130ZM175 171V172H174ZM187 171V173H185ZM207 171V173H206ZM228 171V172H227ZM241 171V172H240ZM246 171V172H245ZM43 172V174L41 173ZM50 172V173H48ZM59 172V173H58ZM63 172V174H62ZM75 172V173H74ZM86 172V173H85ZM89 172V175H88ZM93 172V173H92ZM98 172V173H97ZM105 172V173H104ZM108 174H107V173ZM129 172V173H128ZM166 172V173H165ZM180 172V173H179ZM190 172V173H189ZM197 172H199L197 174ZM216 172V173H215ZM224 172V173H222ZM245 172V173H244ZM57 173V174H56ZM61 173V174H60ZM92 173V174H91ZM101 173H103L101 175ZM117 173V174H116ZM128 175H126V174ZM133 173V175H132ZM171 173V174H169ZM219 173V174H218ZM230 173V174H229ZM25 174V176H23ZM44 174L46 176H44ZM48 174V175H47ZM53 174V175H52ZM72 174V176L70 175ZM75 181L69 180L75 177ZM84 174V175H83ZM97 174V175H96ZM116 174V175H114ZM128 176L122 177L119 176ZM137 174V175H136ZM176 174V175H174ZM181 176H180V175ZM188 176H186V175ZM212 174V175H211ZM241 174V175H240ZM40 175V176H38ZM55 175H59L61 178L65 175V180L58 179ZM82 175V177H81ZM86 175V177H85ZM92 175V176H91ZM99 175V176H98ZM111 175V177L109 176ZM120 177H118V176ZM167 175V176H166ZM223 175V176H222ZM226 175V176H225ZM14 176V177H13ZM18 177L17 180L14 178ZM37 176V178H36ZM55 176V177H54ZM95 176V177H94ZM98 176V177H97ZM104 178H101V177ZM105 176V177H104ZM135 176V177H133ZM138 176V177H137ZM140 176V177H139ZM169 176V177H168ZM213 176H217L214 178ZM219 176V177H218ZM221 176V177H220ZM231 176V177H230ZM237 176V177H236ZM246 176V177H245ZM13 177V178H12ZM23 177V178H22ZM27 177V178H26ZM50 177V178H49ZM54 177V178H53ZM88 177V178H87ZM115 177V178H114ZM117 177V179H116ZM200 177V178H197ZM211 177V178H210ZM229 177V178H228ZM234 177V178H232ZM244 177V179H242ZM42 180H41V179ZM57 178V179H56ZM83 178V180H81ZM96 178V182L95 179ZM136 178V179H134ZM171 178V179H170ZM177 178V179H176ZM204 178V179H203ZM225 180H224V179ZM227 178V179H226ZM230 178L231 181H230ZM238 180H237V179ZM3 178L2 180L5 181ZM13 179V180H12ZM25 179V180H24ZM29 179V180H28ZM37 179V180H36ZM49 179V180H48ZM55 179V180H54ZM90 179V180H89ZM105 179H109L108 181ZM115 179V180H114ZM119 179V180H118ZM128 179H131L128 181ZM141 179V180H140ZM165 179V180H164ZM174 179V181H173ZM185 179V180H184ZM189 179V181L187 180ZM200 179V180H199ZM203 179V180H202ZM211 179V180H209ZM235 181H234V180ZM24 180V181H23ZM52 180V181H51ZM59 180V181H58ZM67 180V181H66ZM69 180V181H68ZM79 180L81 182H79ZM118 180V182H117ZM126 180V181H124ZM220 180V181H219ZM224 180V181H223ZM233 180V181H232ZM240 180V181H239ZM245 180V181H244ZM13 181V182H12ZM26 181V182H25ZM33 183H31V182ZM40 181V182H39ZM56 181V183H55ZM58 181V182H57ZM67 183H66V182ZM110 181V182H109ZM140 181V182H139ZM160 181V182H159ZM179 181V182H178ZM211 181V182H210ZM215 181V182H214ZM223 181V182H222ZM243 181V183H242ZM1 182V179H0ZM20 182V183H18ZM26 185H25V183ZM36 182V183H35ZM38 182V183H37ZM45 182V183H44ZM63 184H62V183ZM72 182V183H71ZM80 184V185H78ZM84 182V183H82ZM113 182V183H112ZM116 184H115V183ZM123 182L121 185L120 183ZM136 182V183H135ZM139 184H138V183ZM166 182V183H165ZM188 185H187V183ZM192 184L190 185V183ZM209 182V183H208ZM236 182V183H235ZM13 183V185L11 184ZM29 185H28V184ZM65 183V184H64ZM104 183V186H103ZM112 183V184H111ZM153 183V184H151ZM181 183V184H180ZM199 185H197V184ZM205 183V184H204ZM208 183V184H207ZM217 185H213V184ZM221 183V184H220ZM225 183V184H224ZM227 183V184H226ZM235 183V184H234ZM31 184V185H30ZM73 184V185H72ZM76 184V185H74ZM93 184V186L90 185ZM111 184V186H109ZM134 184V185H133ZM137 186H136V185ZM147 184V185H146ZM175 184V185H173ZM211 184V185H210ZM16 185V186H14ZM34 185V186H33ZM36 185V186H35ZM49 185V186H48ZM63 185V187H62ZM65 185V186H64ZM68 185V186H67ZM89 185V186H88ZM118 186L117 188H113ZM119 185L121 187H119ZM185 187H184V186ZM212 186V187H209ZM222 187H220V186ZM239 185V186H238ZM242 185V187H241ZM245 185V186H244ZM20 186V188H18ZM25 186V188H24ZM38 186V187H37ZM60 186V187H59ZM74 187V189L72 187ZM88 186V187H87ZM95 186V188H94ZM103 186V187H102ZM127 188H126V187ZM153 186H155L153 188ZM179 186V187H178ZM182 186V187H181ZM188 188H187V187ZM225 186V187H224ZM14 187H16L14 189ZM29 187V188H26ZM32 187V188H31ZM52 187V188H51ZM55 187V188H54ZM85 187V192L83 188ZM93 187V188H92ZM102 187V188H101ZM112 190H110L109 189ZM125 187V189L123 188ZM174 187V189H173ZM177 187V188H176ZM192 187V188H191ZM196 187V189H195ZM204 187V189H203ZM216 187L215 191L214 188ZM8 188V189H7ZM22 188V189H21ZM24 188V189H23ZM34 188V189H33ZM36 188V190H35ZM54 188V189H53ZM76 188V189H75ZM82 188V190H80ZM105 188H108L109 191ZM121 188V189H119ZM137 190H136V189ZM138 188L139 189L138 191ZM146 188V189H145ZM183 188H186L183 189ZM198 188V189H197ZM209 188V189H208ZM219 188V189H218ZM227 188V189H226ZM232 188V189H231ZM12 189V190H11ZM51 189V190H49ZM58 189V191H57ZM95 189V190H93ZM105 189V190H104ZM131 189V190H130ZM135 189V190H134ZM171 189L174 191H171ZM179 189V191H178ZM190 189V190H189ZM213 189V190H212ZM229 191V192H227ZM229 189V190H228ZM9 190V191H8ZM22 195H19V192ZM30 190L32 192H30ZM39 192H38V191ZM53 190V191H52ZM73 190V191H72ZM93 190V192H91ZM98 190V191H97ZM134 190V191H133ZM195 190V191H193ZM201 190V191H200ZM219 190V191H218ZM233 190V191H232ZM2 191V192H1ZM8 191V192H7ZM17 191V193H16ZM26 191V192H25ZM57 191V192H56ZM82 191V192H81ZM90 191V192H89ZM96 191V192H95ZM109 193H108V192ZM115 191L116 194L115 195ZM130 191V195L129 192ZM136 191V192H135ZM141 191V192H140ZM146 191V192H145ZM160 191V192H159ZM167 191V192H166ZM190 191V192H189ZM200 191V192H199ZM203 191V192H202ZM209 191V192H208ZM211 191V192H210ZM218 191V192H216ZM15 192V193H14ZM25 192V193H24ZM31 194H30V193ZM55 192V196L52 195ZM61 192H63L61 194ZM70 192V193H69ZM76 194H75V193ZM81 192V193H80ZM98 192V193H97ZM114 192V193H112ZM123 194H122V193ZM133 192V193H132ZM141 197L140 199L134 200ZM145 192V193H144ZM183 192V193H182ZM213 192V193H212ZM222 192V193H221ZM226 192V193H225ZM239 192V193H238ZM29 195H27V194ZM33 193V194H32ZM60 193V194H59ZM67 193V194H66ZM74 193V194H73ZM88 193V194H87ZM96 193V194H95ZM107 193V196L105 195ZM110 193L112 195H110ZM120 193V194H119ZM128 193V194H127ZM141 193V196H140ZM170 193V194H169ZM172 193V195H171ZM174 193V194H173ZM200 193V194H198ZM208 193V194H207ZM228 193V194H227ZM4 196H2V195ZM6 194V195H5ZM37 194V195H36ZM49 194V195H48ZM78 194V195H77ZM87 194V195H86ZM91 194V195H89ZM94 194V195H93ZM101 195V197L99 196ZM110 196H109V195ZM127 194L125 197L123 195ZM134 194V196H133ZM158 194V195H157ZM179 194V195H178ZM184 194V195H183ZM191 194V195H190ZM196 194V195H195ZM221 194V195H219ZM227 198H226V196ZM244 194V196H243ZM37 197H36V196ZM59 195V196H57ZM71 195V196H70ZM86 195V197H85ZM109 198V202L106 198ZM145 195V196H144ZM150 195V196H149ZM171 195V196H170ZM178 195V196H177ZM186 195V196H185ZM204 195V196H203ZM207 195V196H206ZM24 196L30 200L26 201ZM53 196V199H52ZM61 196V197H60ZM70 198H69V197ZM76 198H74V197ZM79 196V197H78ZM84 196V197H83ZM101 199H98L99 197ZM120 196H123L121 198ZM129 196V198H128ZM131 196V197H130ZM134 199H133V197ZM147 196V197H146ZM166 196V197H165ZM177 196V197H176ZM183 196V197H181ZM222 198H221V197ZM7 197V198H6ZM17 197V199H16ZM21 197V198H20ZM72 197V198H71ZM88 197V198H87ZM94 197V198H92ZM96 197V198H95ZM112 197V198H111ZM114 197V198H113ZM174 197V198H173ZM190 197V198H188ZM205 197V198H204ZM216 197V199H215ZM9 198V199H8ZM14 198V199H13ZM51 198V199H50ZM57 198V199H56ZM60 200H59V199ZM64 198V199H62ZM80 198V200L78 199ZM92 198V199H91ZM122 200H121V199ZM143 198V199H142ZM175 201H171V199ZM192 198V199H191ZM201 198V199H200ZM207 198V199H206ZM221 198V199H219ZM235 198V199H232ZM5 199V200H3ZM8 199V200H7ZM12 199V200H11ZM32 199H36L33 202ZM69 199V200H68ZM98 199V200H97ZM113 199V201H112ZM115 199V200H114ZM127 199V200H126ZM129 199V200H128ZM142 199V200H141ZM151 199V200H150ZM162 199V200H161ZM164 199V200H163ZM200 199V200H199ZM224 199V200H223ZM241 201H239V200ZM242 199H244L242 201ZM10 200V201H9ZM21 202H19V201ZM25 200V201H23ZM93 200V201H92ZM124 200V201H123ZM134 200V203H132ZM144 200V201H143ZM147 200V201H146ZM149 200V201H148ZM180 200V201H179ZM228 202H227V201ZM230 200V201H229ZM238 200V201H237ZM5 207L3 206L4 202ZM9 201V202H8ZM85 201V202H84ZM136 201V202H135ZM170 201L172 203H170ZM178 201V202H177ZM183 203H182V202ZM193 201V202H192ZM203 201V203H202ZM226 201V202H225ZM14 202V203H13ZM21 205H19V203ZM25 202V203H23ZM27 202H30L27 204ZM32 202V203H31ZM58 202V203H57ZM79 202H83L82 205ZM89 202V204H88ZM100 202V203H99ZM105 202V203H104ZM120 202V203H119ZM127 202V203H126ZM138 202V204H137ZM146 202V203H145ZM167 202V203H166ZM175 204H174V203ZM177 202V203H176ZM181 202V203H180ZM187 202V203H186ZM190 202V203H189ZM194 203L192 206L190 204ZM18 203V204H17ZM36 203V204H35ZM92 203V204H90ZM98 203V204H97ZM103 203V204H102ZM124 203V204H123ZM132 203V204H129ZM137 205H136V204ZM145 205V207L142 205ZM165 203V204H164ZM185 203V204H184ZM197 203V204H196ZM229 205H228V204ZM8 204V205H7ZM31 207L27 208L26 205ZM31 204V205H30ZM35 204V205H34ZM79 204V205H78ZM91 205L88 207V205ZM95 204V205H94ZM100 204V206H98ZM127 204V205H126ZM138 207V205H140ZM164 204V205H163ZM167 204L169 210L167 209ZM173 204V205H172ZM179 204V205H178ZM184 204V205H182ZM209 204V205H208ZM218 204V206H217ZM240 204V206H239ZM11 205V206H10ZM24 207H23V206ZM35 206V208L33 207ZM87 205V206H86ZM104 205V206H103ZM106 205V206H105ZM113 205V206H112ZM122 206L119 207V206ZM126 207H124V206ZM175 205V206H174ZM198 205V206H197ZM206 205V206H205ZM212 205V208H210ZM220 205V206H219ZM226 205V206H225ZM228 205V206H227ZM233 205V207H232ZM243 205V206H242ZM245 205V206H244ZM19 206V208H18ZM76 206V207H75ZM80 206L85 207L88 211L92 210L94 212L85 213V210H81ZM95 206V208H94ZM98 206V207H97ZM112 206V207H111ZM116 206V207H115ZM129 208H128V207ZM131 206V207H130ZM143 206V208H142ZM147 206V207H146ZM164 206V207H163ZM178 206V207H177ZM203 208H202V207ZM222 206V207H221ZM231 206V208H230ZM237 208H236V207ZM14 207V208H13ZM27 209H26V208ZM39 207V208H37ZM87 207V208H86ZM107 207V208H106ZM111 207V208H110ZM115 207V208H114ZM118 207V208H117ZM136 207V208H135ZM167 207V208H166ZM176 207V208H175ZM201 207V208H200ZM206 209H205V208ZM208 207V208H207ZM224 207V208H223ZM8 208V209H7ZM13 208V209H12ZM18 208V209H17ZM61 208V209H60ZM78 208V209H76ZM100 210L98 211L97 209ZM117 208V209H116ZM128 208V209H127ZM135 208V209H133ZM139 208V209H138ZM147 208V209H146ZM149 208V209H148ZM159 208V211H158ZM166 212H165V210ZM220 208V211H219ZM230 208V209H229ZM15 209V210H14ZM16 209L18 211H16ZM52 209V210H51ZM58 209V210H57ZM97 211H96V210ZM103 209V210H102ZM114 209V210H113ZM122 209V210H121ZM124 209V212H123ZM131 209V210H130ZM141 209V210H140ZM176 209V210H175ZM179 209V213L177 210ZM200 212H199V210ZM213 209V210H212ZM216 209V210H215ZM226 211H225V210ZM14 210V211H12ZM21 210V211H20ZM25 212H24V211ZM77 210H79L77 212ZM107 210V211H106ZM140 210V211H139ZM144 210V211H143ZM146 210V211H145ZM164 210V211H163ZM171 210V212H170ZM184 210V211H183ZM189 210V211H187ZM224 210V212H223ZM229 210V211H228ZM236 210V211H234ZM242 210V211H241ZM245 210V211H244ZM8 211V212H7ZM31 211V213H29ZM34 211V212H33ZM59 211V212H58ZM72 211V212H71ZM76 211L77 214L74 212ZM84 213H83V212ZM102 211V213H101ZM104 211V212H103ZM117 211V212H116ZM121 211V212H120ZM126 211V212H125ZM132 211V214H131ZM143 213L141 214V212ZM150 211V212H149ZM154 211V212H153ZM192 211V212H191ZM204 211V212H201ZM222 211V212H221ZM4 212V213H2ZM16 212V214L14 213ZM22 212V213H21ZM37 212V213H36ZM56 212L57 214L54 215ZM100 212V213H99ZM135 212V213H134ZM157 212V214L155 213ZM170 212V214L168 213ZM213 212V213H212ZM235 212V213H234ZM239 214H237V213ZM31 214L33 220H25L23 217ZM82 213V214H81ZM94 213V215H93ZM97 213V214H96ZM122 213V214H121ZM141 216H139L140 214ZM148 213V214H147ZM197 216H196V214ZM206 213V214H205ZM215 213V214H214ZM220 213V214H219ZM223 213V214H221ZM18 214V215H17ZM21 214V215H20ZM24 214V215H23ZM34 214H36L34 216ZM38 214V215H37ZM80 214V215H79ZM112 214V216H111ZM159 214V215H158ZM209 214V215H208ZM214 214V215H213ZM241 214V216H240ZM5 215V216H4ZM13 217H12V216ZM23 215V223L18 226L16 216L20 219ZM82 218H78L77 216ZM85 217H84V216ZM87 215V216H86ZM93 215V216H92ZM96 215V216H95ZM104 215V216H101ZM126 215V216H125ZM133 215V217H132ZM135 215V216H134ZM156 215V216H155ZM158 215V216H157ZM167 219H166V217ZM171 215V217L169 216ZM175 215V216H174ZM179 215V216H178ZM183 215V216H182ZM187 215V216H186ZM191 215V216H190ZM193 215V216H192ZM200 215V216H199ZM223 215V216H222ZM38 216V217H37ZM97 216L101 217L99 219ZM124 216V217H123ZM128 216V217H127ZM155 216V217H154ZM162 216V217H161ZM174 216V217H173ZM206 216V217H204ZM212 216V217H211ZM217 216V217H216ZM221 216V217H220ZM244 216V218H243ZM2 217V218H1ZM90 218V219H87ZM103 217V219H102ZM116 219H112L115 218ZM121 217V218H118ZM123 217V218H122ZM131 217V218H130ZM147 217V218H146ZM151 217V218H150ZM159 217V219H158ZM170 217V218H169ZM178 217V218H176ZM237 217V218H236ZM241 217V219H240ZM12 221L8 225V221ZM95 218V219H93ZM105 218V219H104ZM129 218V219H128ZM156 218V219H153ZM176 218V219H175ZM180 218V219H179ZM185 218V219H184ZM189 218L191 220H189ZM219 218V221H218ZM236 218V219H235ZM6 224H2L4 221ZM11 219V220H10ZM13 219V220H12ZM17 219V220H16ZM38 221H37V220ZM74 219V221H73ZM77 219V220H76ZM79 219V220H78ZM92 219V220H91ZM112 221H110V220ZM117 223L116 220L119 221ZM134 219V220H133ZM141 219V220H140ZM142 219H147L146 221ZM151 219V220H150ZM170 219V222H168ZM172 219V222H171ZM16 220V221H15ZM72 220V223L71 221ZM82 225L79 228L78 223ZM85 220V222L83 221ZM87 220V221H86ZM101 220V221H100ZM108 220V221H107ZM155 220V221H154ZM157 220V221H156ZM164 220V221H163ZM180 220V223H179ZM187 220V221H186ZM202 220V223L200 222ZM237 220V221H236ZM244 220V221H243ZM14 221V222H13ZM62 221V222H61ZM69 221V222H68ZM85 224H82V222ZM91 221V222H89ZM95 221L97 223H95ZM106 223H105V222ZM128 221V222H127ZM216 221V222H215ZM223 221V223H222ZM228 221V222H227ZM4 222V223H5ZM59 222V223H58ZM89 224H88V223ZM101 224H99V223ZM103 222V224H102ZM113 223L109 224L108 223ZM156 224H155V223ZM186 222V223H185ZM215 222V223H214ZM220 222V223H219ZM225 222V223H224ZM237 222V223H236ZM246 224H244V223ZM31 223H34L31 225ZM67 223V224H66ZM105 223V224H104ZM128 223V224H127ZM138 223V224H137ZM158 223V224H157ZM176 223V224H175ZM189 223V224H188ZM192 223V224H191ZM222 223V224H221ZM27 224V225H25ZM37 224V225H36ZM57 224V225H56ZM66 224V225H65ZM74 224L76 227H74ZM92 224V226H91ZM99 224V225H98ZM116 224V225H115ZM124 224V225H123ZM130 224V225H129ZM179 224V225H178ZM219 224V226L216 225ZM7 227H6V226ZM16 225L18 228H16ZM30 227H29V226ZM62 225V227H61ZM65 225V226H64ZM72 225V226H71ZM86 225V230L84 226ZM96 225V226H95ZM111 225V227H110ZM114 225V226H113ZM155 225V226H154ZM168 225V226H167ZM184 225V226H183ZM193 225V226H192ZM208 225V227L206 226ZM225 225V227H224ZM230 227H229V226ZM242 225V227H241ZM13 228H12V227ZM27 229L32 236L28 235L27 238L32 239V241L24 236V232ZM57 226V227H56ZM90 226V227H89ZM101 226V227H100ZM105 226V227H104ZM117 226V227H116ZM122 228H120V227ZM129 227L127 229V227ZM183 226V227H182ZM222 226V227H220ZM5 227V228H4ZM20 234L18 232H21ZM55 227V228H54ZM64 227V228H63ZM99 227V228H98ZM125 227V229H124ZM134 227V228H133ZM160 227V228H159ZM177 227V229H176ZM210 227V228H209ZM215 227V228H214ZM220 227V228H219ZM239 227V228H237ZM245 227V228H244ZM7 228V231H6ZM10 228V231L9 229ZM43 228V229H42ZM54 228V229H53ZM83 228V229H82ZM107 228H109L107 230ZM120 228V230H119ZM165 230H164V229ZM200 228V229H199ZM201 228H204L201 230ZM224 228V229H223ZM2 229V230H1ZM14 229V230H11ZM20 229V230H17ZM56 229V230H55ZM90 229H93L92 232ZM96 229V230H95ZM100 231L98 232L97 230ZM123 229V230H122ZM168 229V231H167ZM185 229V230H184ZM193 229V230H192ZM214 229V230H213ZM227 229V230H225ZM245 229V231L243 230ZM5 230V231H4ZM26 230V231H27ZM33 230L35 232H33ZM41 230V233H40ZM44 230V231H43ZM47 230V231H45ZM107 230V231H106ZM110 230V231H109ZM115 230V231H114ZM126 230V231H125ZM139 230V231H138ZM195 230V231H194ZM211 232H210V231ZM217 230V231H216ZM220 232H219V231ZM237 230V231H236ZM3 231V232H2ZM39 231V233H38ZM96 231V232H95ZM103 231V232H102ZM123 231V232H121ZM128 231V232H127ZM134 231V232H133ZM164 231V232H163ZM172 231V232H171ZM183 231V232H182ZM185 231V232H184ZM192 231V232H191ZM203 231V232H202ZM216 231V232H215ZM224 232V234H222ZM229 231V232H228ZM232 233H231V232ZM10 232V233H9ZM15 232V233H14ZM33 232V233H32ZM43 232V233H42ZM46 234H45V233ZM48 232V233H47ZM51 232V233H50ZM54 232V233H52ZM82 232V233H81ZM130 232V233H129ZM139 232V233H138ZM176 232H178L176 234ZM198 232V233H196ZM218 232V233H217ZM237 232V233H236ZM7 233V234H6ZM15 236H10L14 235ZM23 235V238L17 236ZM28 233V234H29ZM37 235H35V234ZM84 233V234H83ZM88 233V234H87ZM97 233V234H96ZM104 233V234H103ZM112 233V234H111ZM131 237H130V235ZM139 235H138V234ZM181 235H180V234ZM213 233V234H212ZM220 233V234H219ZM241 233V234H240ZM1 234L4 235V241L2 245L3 238ZM42 234V235H41ZM53 234V235H52ZM124 236H122V235ZM126 234V235H125ZM197 234V235H196ZM218 234V235H217ZM226 234V235H225ZM229 234V235H228ZM97 237H96V236ZM114 235V236H113ZM129 235V236H128ZM167 237H166V236ZM183 235V236H182ZM215 235V236H213ZM222 235V236H221ZM228 237H224V236ZM228 235V236H227ZM234 235V236H233ZM12 237L14 241H5ZM30 236V237H29ZM38 236V237H37ZM108 236V237H106ZM122 238V243L121 238ZM126 236V237H125ZM182 236V237H181ZM201 236V237H200ZM208 236V237H207ZM218 236V238H216ZM231 236V237H229ZM236 236V237H235ZM37 237V238H34ZM88 237V238H86ZM96 237V238H95ZM100 237V238H99ZM124 237V238H123ZM135 237V238H134ZM207 237V238H206ZM213 237V238H212ZM239 237V239H238ZM25 238V240H23ZM34 238V239H33ZM84 238V239H83ZM98 238V240H97ZM113 238V239H112ZM176 240L174 241V239ZM201 238V240H200ZM225 238V239H223ZM231 239H235L230 240ZM25 242V244L20 243V241ZM90 239V241L88 240ZM104 239V243L102 242ZM106 239V240H105ZM111 239V240H110ZM188 239V240H187ZM199 239V240H198ZM208 239V240H207ZM214 241H213V240ZM222 239V242H221ZM16 240V241H15ZM35 240V241H33ZM74 240V241H71ZM82 240V241H81ZM85 240V241H83ZM102 240V241H101ZM118 240V241H116ZM120 240V241H119ZM181 240V241H180ZM239 240V241H238ZM243 240V241H242ZM18 241V244L16 243ZM27 241V242H26ZM28 241L31 243H28ZM46 241V242H45ZM99 241V244H97ZM111 242L110 244L107 242ZM130 241V242H129ZM190 241V242H189ZM196 241V242H195ZM202 241V242H201ZM208 242V244L206 242ZM217 241V242H216ZM229 245H228V242ZM231 241V242H230ZM236 242L233 244V242ZM11 246H8L9 243ZM16 243L17 245L13 244ZM36 242V245L35 243ZM83 242V243H82ZM95 242V243H94ZM127 242V243H126ZM132 242V246H131ZM177 242V244H176ZM198 242V243H197ZM216 242V243H215ZM5 243V244H4ZM7 243V245H6ZM34 243V244H33ZM77 243V244H76ZM90 243L92 245H90ZM114 243V244H112ZM117 243H120L117 245ZM227 243V244H226ZM29 245L25 247V245ZM73 244V245H71ZM101 244V246H100ZM117 247H116V245ZM125 244V246H124ZM203 246H202V245ZM231 244V245H230ZM240 244V245H239ZM242 244V246H241ZM6 245V246H5ZM19 245V247H17ZM24 246V248L21 247ZM33 245V246H32ZM95 245V246H94ZM98 245V246H97ZM112 245V247H111ZM123 245V246H122ZM128 245V246H127ZM135 245H137L135 247ZM205 245H208L205 246ZM225 245V246H224ZM238 246V249L236 248ZM0 246V247H1ZM15 246V247H14ZM32 246V247H31ZM74 246V247H73ZM84 248H83V247ZM90 246V248L88 247ZM103 246H106L102 248ZM108 246V247H107ZM114 246V247H113ZM121 246V247H120ZM193 246V247H192ZM198 246V247H197ZM205 246V247H204ZM16 249H14V248ZM36 247V248H34ZM39 247V248H38ZM88 247V248H85ZM96 247V248H95ZM101 247V248H99ZM125 247V248H123ZM131 247V248H130ZM203 247V248H202ZM219 247V248H218ZM235 247L236 249H234ZM21 248V250L19 249ZM29 248L28 253L23 252L20 254L16 253V250L22 251V249ZM98 248V249H97ZM111 248V249H110ZM113 248L115 250H113ZM118 248V252H117ZM191 248V249H190ZM212 248V249H211ZM233 248V249H232ZM244 248V249H243ZM14 249V251H13ZM73 249V250H72ZM90 249V250H89ZM107 249V250H106ZM133 249V251H132ZM137 251H136V250ZM141 249V250H140ZM202 249V250H201ZM246 249V250H245ZM39 250V251H36ZM87 250V251H86ZM95 253H93L92 252ZM100 250V251H99ZM112 250V251H110ZM123 250V251H122ZM205 252H204V251ZM220 250V251H218ZM224 250V251H223ZM243 250V252H242ZM36 251V252H35ZM73 251V252H72ZM89 251V252H88ZM106 251V252H105ZM115 251V252H113ZM120 251V252H119ZM122 251V252H121ZM196 251V252H195ZM245 251V252H244ZM9 252V253H8ZM19 254L18 258L14 253ZM39 254H38V253ZM84 252V253H83ZM103 252V253H102ZM126 252V253H125ZM139 252V253H138ZM188 252V253H187ZM210 252V253H208ZM212 252V254H211ZM216 252V254H215ZM219 252V254H218ZM224 252V253H223ZM242 254H241V253ZM8 253V254H7ZM74 253V254H72ZM88 253V254H86ZM99 253V254H98ZM102 253V254H101ZM115 253V254H114ZM120 253V255H119ZM135 253V254H134ZM193 253V254H192ZM206 253V254H205ZM232 253V254H231ZM238 253V254H237ZM245 253V254H244ZM12 256H11V255ZM28 254V255H27ZM38 254V255H37ZM43 254V255H42ZM77 254V255H76ZM106 254V255H105ZM112 254V255H111ZM115 257H114V255ZM191 254V255H189ZM197 254V255H196ZM30 255V256H29ZM33 255V256H32ZM46 257H45V256ZM75 255V258H73ZM138 255V256H137ZM206 255V256H205ZM227 257H226V256ZM37 256V257H35ZM43 256V257H42ZM86 256V257H85ZM89 256V258H88ZM107 256V258H106ZM135 256V257H133ZM192 256V257H191ZM217 256L219 258H217ZM224 256V258H223ZM231 256V257H230ZM240 256V257H239ZM242 256V257H241ZM5 257V258H3ZM17 259H16V258ZM68 260H66L67 258ZM70 257V258H69ZM194 257V258H193ZM206 259H205V258ZM230 257V258H229ZM234 257V258H233ZM237 262H236V258ZM8 258V259H7ZM27 258V259H26ZM33 260H32V259ZM47 258L44 262L43 259ZM98 260H97V259ZM103 258V259H102ZM117 258V259H116ZM133 258V259H132ZM199 258V259H198ZM228 258V259H227ZM241 258V259H240ZM244 258V259H243ZM6 259V260H5ZM15 259V260H14ZM25 259L27 261H25ZM42 262H41V260ZM73 259V260H72ZM88 259V261H87ZM115 259V260H113ZM131 259V261H130ZM216 259V260H215ZM218 259V261H217ZM230 259V260H229ZM233 259V260H232ZM240 259V260H239ZM31 260V261H30ZM65 260V262H64ZM71 260V261H70ZM75 260V261H74ZM86 260V261H85ZM117 260V261H116ZM193 260V261H192ZM214 262H213V261ZM8 261V262H7ZM105 261L107 263H105ZM113 261V262H112ZM120 261V262H119ZM129 261V262H128ZM197 261V263H196ZM225 261V262H224ZM10 262V263H9ZM35 262V263H33ZM41 262V263H40ZM54 262V263H53ZM75 262V263H74ZM88 262V263H87ZM103 262V263H101ZM109 262V263H108ZM218 262V263H216ZM222 262V263H221ZM231 262V263H230Z\"/></svg>",
	"mask_w": 264,
	"mask_h": 264
},
{
	"label": "bare ground",
	"instance_id": "6f19581e",
	"mask_svg": "<svg viewBox=\"0 0 264 264\" xmlns=\"http://www.w3.org/2000/svg\"><path fill=\"white\" fill-rule=\"evenodd\" d=\"M2 1H3V0H2ZM14 1H15V0H14ZM18 1H19V0H18ZM26 1H27V0H26ZM110 1H111V0H110ZM136 1H137V0H136ZM144 1H145V0H144ZM158 1H159V0H158ZM11 2H12V1H11ZM31 2H32V1H31ZM37 2H38V0H37ZM40 2H41V1H39V3H40ZM49 2H50V1H49ZM51 2H52V1H51ZM57 2H58V1H57ZM68 2H69V1H68ZM77 2H78V1H77ZM102 2H103V0H102ZM107 2H108V1H107ZM112 2H113V1H112ZM115 2H117V1H115ZM3 3H4V2H3ZM21 3H22V0H21ZM23 3H25V1H24ZM23 3H22V4H23ZM33 3H34V2H33ZM41 3H42V2H41ZM62 3H63V2H62ZM75 3H76V2H75ZM82 3H83V2H82ZM100 3H101V2H100ZM121 3H122V2H121ZM123 3H124V2H123ZM142 3H144V2H142ZM142 3H141V4H142ZM6 4H7V1H6ZM15 4H16V1H15ZM25 4H26V3H25ZM30 4H31V3H30ZM118 4H119V3H118ZM133 4H134V3H133ZM160 4H161V3H160ZM160 4H159V5H160ZM10 5H11V3H10ZM13 5H14V4H13ZM13 5H12V6H13ZM31 5H32V4H31ZM35 5H36V4H35ZM35 5H34V6H35ZM37 5H38V4H37ZM54 5H55V4H54ZM58 5H60V4H58ZM79 5H80V2H79ZM84 5H85V4H84ZM91 5H92V4H91ZM111 5H112V3H111ZM121 5H123V4H121ZM129 5H131V4H129ZM148 5H149V4H148ZM22 6H23V5H22ZM38 6H39V5H38ZM43 6L45 7V5H43ZM55 6H56V5H55ZM68 6H69V5H68ZM107 6H108V5H107ZM107 6H106V7H107ZM142 6H144V5H142ZM176 6H177V5H176ZM6 7H7V5H6ZM23 7H24V6H23ZM23 7H20V8H23ZM36 7H37V6H36ZM40 7H41V6H40ZM57 7H58V6H57ZM95 7H96V6H95ZM112 7H113V6H112ZM116 7H117V5H116ZM132 7H133V6H132ZM145 7H146V6H144V7H142V8H145ZM147 7H148V6H147ZM0 8H1V7H0ZM2 8H3V7H2ZM10 8H11V7H10ZM14 8H15V6H14ZM32 8H34V7H32ZM38 8H39V7H38ZM53 8H54V7H53ZM74 8H75V6H74ZM118 8H119V7H118ZM123 8H126V6L123 7ZM123 8H122V9H123ZM17 9H18V7H17ZM41 9H42V8H41ZM41 9H40V10H41ZM63 9H64V8H63ZM67 9H68V8H67ZM67 9H66V10H67ZM75 9H76V8H75ZM78 9H79V8H78ZM85 9H86V8H84V10H85ZM96 9H97V8H96ZM110 9H111V8H110ZM113 9L115 10V8H113ZM119 9H120V8H119ZM122 9H121V10H122ZM147 9H148V8H147ZM160 9H161V8H160ZM26 10H28V9H26ZM26 10H25V11H26ZM32 10H33V9H32ZM32 10H31V11H32ZM50 10H51V9H50ZM61 10H62V9H61ZM71 10H72V9H71ZM82 10H83V9H82ZM104 10H105V9H104ZM114 10H113V11H114ZM121 10H120V12H121ZM4 11H5V10H4ZM16 11H17V10H16ZM25 11H24V12H25ZM28 11H29V10H28ZM44 11H45V10H44ZM79 11H80V10H79ZM85 11H86V10H85ZM101 11H102V10H101ZM105 11H106V10H105ZM105 11H104V12H105ZM140 11L142 12V10H140ZM21 12H22V11H21ZM21 12H20V13H21ZM74 12H75V10H74ZM77 12H78V11H77ZM87 12H88V11H87ZM98 12H99V11H98ZM110 12H112V9H111ZM110 12H108V13H110ZM32 13H33V12H32ZM52 13H54V12H52ZM130 13H131V12H130ZM132 13H133V12H132ZM7 14H8V13H7ZM10 14H11V13H10ZM28 14H29V13H28ZM33 14H34V13H33ZM37 14H38V13H37ZM94 14H95V13H94ZM99 14H100V13H99ZM104 14H107V13H104ZM113 14H114V13H113ZM115 14H116V11H115ZM42 15H44V14H42ZM68 15H69V14H68ZM75 15H76V14H75ZM108 15H109V14H108ZM111 15H112V13H111ZM118 15H119V14H118ZM120 15H122V14H120ZM128 15H129V14H128ZM133 15H134V14H133ZM28 16H29V15H28ZM30 16H31V15H30ZM38 16H39V15H38ZM64 16H65V15H64ZM64 16H63V17H64ZM70 16H71V15H70ZM95 16H96V14H95ZM113 16H114V18H115V15H113ZM124 16H125V15H124ZM23 17H24V16H23ZM46 17H47V16H46ZM77 17H78V16H77ZM77 17H76V18H77ZM96 17H97V16H96ZM107 17H108V16H107ZM110 17H111V16H110ZM117 17H118V16H117ZM144 17H145V16H144ZM150 17L152 18V16H150ZM163 17H164V16H163ZM192 17H193V16H192ZM30 18H31V17H30ZM38 18H39V17H38ZM55 18H56V17H55ZM78 18H79V17H78ZM90 18H92V17H90ZM120 18H121V17H120ZM122 18H123V17H122ZM132 18H133V17H132ZM6 19H8V18H6ZM23 19H24V18H23ZM34 19H35V18H34ZM36 19H37V18H36ZM59 19H60V17H59ZM72 19H73V18H72ZM107 19H108V18H107ZM126 19H127V18H126ZM134 19H135V18H134ZM140 19H141V18H140ZM152 19H153V18H152ZM155 19H156V18H155ZM163 19H164V18H163ZM193 19H194V18H193ZM8 20H9V19H8ZM13 20H14V19H13ZM25 20H26V19H25ZM27 20H28V19H27ZM40 20H41V19H40ZM53 20H54V19H53ZM55 20H56V19H55ZM67 20H70V18L67 19ZM85 20H86V19H85ZM95 20H96V19H95ZM114 20H116V19H114ZM117 20H118V19H117ZM137 20H138V19H137ZM148 20H149V19H148ZM180 20H181V19H180ZM189 20H191V19H189ZM10 21H11V20H10ZM10 21H9V22H10ZM41 21H42V20H41ZM45 21H46V20H45ZM49 21H50V20H49ZM49 21H47V22H49ZM70 21H71V20H70ZM91 21H92V19H91ZM101 21H102V20H101ZM119 21H120V20H119ZM119 21H117V22H119ZM126 21H127V20H126ZM146 21H147V20H146ZM164 21H166V20L164 19ZM170 21H171V20H170ZM174 21H175V20H174ZM176 21H177V20H176ZM4 22H5V21H4ZM11 22H13V21H11ZM17 22H18V21H16V23H17ZM27 22H28V21H27ZM31 22H32V21H31ZM47 22H46V23H47ZM78 22H79V21H78ZM78 22H76V23H78ZM82 22H83V20H82ZM82 22H81V23H82ZM87 22H88V21H87ZM115 22H116V21H115ZM123 22H125V21H123ZM123 22H122V23H123ZM128 22H129V21H128ZM172 22H173V21H172ZM179 22H180V21H179ZM18 23H19V22H18ZM32 23H33V22H32ZM34 23H36V22H34ZM41 23H42V22H41ZM43 23H45V22H43ZM62 23H63V22H62ZM74 23H75V22H74ZM88 23H89V22H88ZM94 23H96V22L94 21ZM98 23H99V21H98ZM98 23H97V24H98ZM125 23H126V22H125ZM136 23H137V22H136ZM140 23H141V21H140ZM22 24H23V23H22ZM24 24H25V22H24ZM30 24H31V23H30ZM49 24H51V23H49ZM67 24H68V22H67ZM103 24H104V23H103ZM105 24H106V23H105ZM118 24H120V23H118ZM161 24H162V23H161ZM166 24H167V23H166ZM170 24H171V23H170ZM25 25H26V24H25ZM33 25H34V24H33ZM61 25H62V24H61ZM68 25H69V24H68ZM75 25H76V24H75ZM78 25H79V24H78ZM89 25H90V24H89ZM116 25H117V24H116ZM121 25H122V24H121ZM126 25H127V24H126ZM126 25H125V27H126ZM141 25H142V24H141ZM144 25H145V24H143V26H144ZM152 25L154 26V23H153ZM157 25H158V24H157ZM162 25H163V24H162ZM189 25H190V23H189ZM2 26H3V25H2ZM13 26H14V25H13ZM16 26H17V25H16ZM16 26H15V27H16ZM18 26H19V25H18ZM20 26H23V25H20ZM28 26H29V25H27L26 28H27ZM31 26H32V25H31ZM34 26H35V25H34ZM70 26H71V25H70ZM76 26H77V25H76ZM83 26H84V25H83ZM90 26H91V25H90ZM96 26H97V25H96ZM137 26H138V25H137ZM8 27H9V26H8ZM8 27H7V28H8ZM10 27H11V26H10ZM39 27H40V26H39ZM58 27H59V26H58ZM62 27H63V26H62ZM102 27H103V26H102ZM108 27H109V26H108ZM125 27H124V28H125ZM132 27H133V26H132ZM144 27H145V26H144ZM146 27H148V26H146ZM161 27H162V26H161ZM170 27H171V26H170ZM179 27H180V26H179ZM179 27H177V28H179ZM22 28H24V27H21V29H22ZM31 28H32V27H31ZM56 28H57V27H56ZM87 28H88V26H87ZM129 28H130V27H129ZM136 28H137V27H136ZM195 28H196V27H195ZM28 29H29V28H28ZM76 29H77V28H76ZM88 29H89V28H88ZM93 29H94V27H93ZM99 29H100V28H99ZM104 29H106V28H104ZM122 29H123V28H122ZM151 29H152V28H151ZM165 29H166V28H165ZM171 29H172V28H170V30H171ZM175 29H176V28H175ZM179 29L182 31L181 28H179ZM8 30H9V29H8ZM23 30H24V29H23ZM32 30H33V28H32ZM62 30H63V28H62ZM65 30H66V29H65ZM96 30H97V29H96ZM109 30H110V29H109ZM111 30H112V29H111ZM163 30H164V29H163ZM193 30H194V29H193ZM14 31H15V30H14ZM29 31H31V30H29ZM33 31H34V30H33ZM38 31H39V30H38ZM43 31H45V29H44ZM56 31H58V30H56ZM59 31H60V30H59ZM72 31H73V30H72ZM86 31H87V30H86ZM90 31H91V29H90ZM93 31H94V30H93ZM130 31H131V30H130ZM143 31H144V30H143ZM148 31H149V30H148ZM161 31H162V30H161ZM189 31H190V30H189ZM0 32H1V30H0ZM8 32H9V31H8ZM31 32H32V31H31ZM40 32H41V31H40ZM45 32H46V31H45ZM51 32H52V31H51ZM102 32H103V31H102ZM105 32H106V31H105ZM105 32H104V33H105ZM110 32H111V31H110ZM122 32H123V31H122ZM122 32H121V33H122ZM135 32H136V31H135ZM137 32H138V31H137ZM139 32H140V31H139ZM155 32H156V31H155ZM173 32H174V30H173ZM176 32H177V31H176ZM178 32H179V31H178ZM178 32H177V33H178ZM5 33H6V32H5ZM10 33H13V32L11 31ZM35 33H36V32H35ZM35 33H34V34H35ZM66 33H67V32H66ZM81 33H82V32H81ZM94 33H95V32H94ZM104 33H103V35H105ZM116 33H119V32H116ZM126 33H127V31H126ZM145 33H146V32H145ZM150 33H151V32H150ZM159 33H160V32H159ZM164 33H165V31H164ZM164 33H163V34H164ZM39 34H40V33H39ZM45 34H47V36L49 35V33H45ZM45 34H44V36L46 37ZM97 34H99V33H97ZM122 34H123V33H122ZM127 34H128V33H127ZM133 34H134V33H133ZM146 34H147V33H146ZM148 34H149V32H148ZM171 34H172V33H171ZM173 34H175V33H173ZM196 34H197V33H196ZM0 35H4V38H6V40L9 39V40L13 41L14 43H15V42H16V43H21L22 46H23V44H24V46L26 45L27 47H26V46H25V47H26V49L29 50V52H30V51H34V52L36 53V51H37L36 54H39V52H42V54L40 53L41 55L46 54V55L49 57V59H53V60H56V61L60 62V63L57 62V64H55L54 61H53L54 65H58V67L60 66L59 64L63 63L65 66H67V67L64 66V67L66 68V69H64L65 71H67V70L69 69V66H70V65H68V62H69V63L72 62V59L74 58V59H73V62L78 66V68H79V70H80V72H81L82 74H84V73L89 74L88 76H91V78H93V79L95 80V82L97 81L100 85H102L103 88H105L106 90L108 89V88L106 87V86H107V82H108V80H107V82H106L105 79L103 78V76L99 74V71H100L99 68L103 67V66H101L102 63H100V62L97 61L98 63L96 64V60H97V59H93V61H92V60L90 61V60H89V57L92 56V54H91V55L89 54L90 52H86V53H84V52H80L78 55L75 54L76 56H74V57H72V54L69 55L68 52H67V46H68V45H71V43H70V44H69V42L67 43V40H68L67 38H68V37H66V38L64 39V41H61L62 39L59 38V37H58L57 39L55 38L57 41L59 40L60 43H58L55 39H54V40L52 39L53 41H56V42H57V43H55V42H51L52 40H51V41H48V40L46 39L47 41H45V40H44L45 38L43 39V41H41V40H39V39H37V38H34L35 36L32 37V36H31L32 34L29 36V35H27L26 33H16V34H13V35H9V34L6 33V34H0ZM59 35H60V34H59ZM90 35H91V34H90ZM99 35H100V34H99ZM103 35H102V36H103ZM109 35H111V34H109ZM114 35H115V34H114ZM114 35H113V37H114ZM118 35H119V34H118ZM120 35H121V34H120ZM138 35H139V33H138ZM141 35H142V34H141ZM189 35H192V34H189ZM53 36H54V35H53ZM55 36H56V35H55ZM63 36H64V35H63ZM65 36H66V35H65ZM93 36H94V35H93ZM107 36H108V34H107ZM143 36H145V35H143ZM155 36H156V34H155ZM157 36H159V35H157ZM162 36H164V35H161V37H162ZM177 36H179V34H178ZM37 37H39V36H37ZM40 37H41V36H40ZM48 37H49V36H48ZM48 37H47V38H48ZM60 37H62V36H60ZM123 37H124V36H123ZM126 37H127V36H126ZM137 37H138V36H137ZM191 37H192V36H191ZM193 37H194V36H193ZM1 38H3V37L1 36ZM51 38H52V37H51ZM95 38H96V37H95ZM118 38H119V37H118ZM120 38H121V37H120ZM133 38L135 39V36H134ZM133 38H131V39H133ZM138 38H139V37H138ZM143 38H144V37H143ZM146 38H147V37H146ZM154 38H155V37H154ZM165 38H166V37H165ZM167 38H168V37H167ZM171 38H173V35H172ZM174 38H175V37H174ZM180 38H182V37H180ZM187 38H190V37H187ZM195 38H196V36H195ZM60 39H61V40H60ZM69 39H72V38H69ZM116 39H117V38H116ZM134 39H133V40H134ZM140 39H141V38H140ZM176 39H179V38H176ZM6 40H5V41H6ZM73 40H74V39H73ZM75 40H76V39H75ZM80 40H81V38H80ZM86 40H87V38H86ZM86 40H85V41H86ZM98 40H99V39H98ZM104 40H106V39H104ZM122 40L124 41V39H122ZM142 40H143V39H141V41H142ZM153 40H154V39H153ZM165 40L167 41V39H165ZM196 40H197V39H196ZM11 41H10V42H11ZM70 41H71V40H70ZM76 41H77V40H76ZM76 41H74V42L71 41V42H72V43H75ZM81 41H82V40H81ZM90 41H91V40H90ZM106 41H107V40H106ZM108 41H110V40H108ZM117 41H118V40H117ZM119 41H120V40H119ZM129 41H130V39H129ZM129 41H128V42H129ZM151 41H152V40H151ZM177 41H178V40H177ZM186 41H187V40H186ZM192 41H193V40H192ZM3 42H4V41H3ZM6 42H8V41H6ZM126 42H127V41H126ZM159 42H160V41H159ZM161 42H162V41H161ZM168 42H169V41H168ZM76 43H77V42H76ZM98 43H99V42H98ZM104 43H105V42H104ZM115 43H116V42H115ZM119 43H120V42H119ZM119 43H118V44H119ZM139 43H140V42H139ZM139 43H138V44H139ZM153 43H154V41H153ZM153 43H152V44H153ZM162 43H163V42H162ZM172 43H173V42H172ZM184 43H185V41H184ZM196 43H197V42H196ZM77 44H78V43H77ZM77 44H76V45H77ZM79 44H80V43H79ZM92 44H94V43H92ZM108 44H109V43H108ZM112 44H113V43H112ZM123 44H124V43H123ZM174 44H175V43H174ZM8 45H9V44H8ZM76 45H75V46H76ZM113 45H115V44H113ZM130 45H131V44H130ZM161 45H163V44H161ZM167 45H168V44H167ZM180 45H181V44H180ZM184 45H185V44H184ZM188 45H189V44H188ZM194 45H195V44H194ZM19 46H20V45H19ZM24 46H23V47H24ZM77 46H78V45H77ZM77 46H76V49H77ZM89 46H90V45H89ZM117 46H118V45H117ZM117 46H115V47H117ZM121 46H122V45H121ZM156 46H158V45H156ZM3 47H5V46H3ZM9 47H11V46H9ZM9 47H8V48H9ZM71 47H72V46H71ZM80 47H82V45H81ZM80 47H79V48H80ZM90 47H91V46H90ZM104 47H105V46H104ZM135 47H136V46H135ZM138 47H139V46H138ZM154 47H155V46H154ZM172 47H173V46H172ZM182 47H184V46H182ZM187 47H188V46H187ZM192 47H193V46H192ZM195 47H197V46H195ZM5 48H6V47H5ZM69 48H70V47H69ZM73 48L75 49V47H72L71 49H73ZM98 48H99V47H98ZM127 48H128V47H127ZM148 48H150V47L148 46ZM170 48H171V47H170ZM193 48H194V47H193ZM24 49H25V48H24ZM74 49H73V50H74ZM109 49H110V48H109ZM125 49H126V48H125ZM134 49H135V48H134ZM142 49H143V48H142ZM159 49H161V48H159ZM159 49H158V50H159ZM163 49H165V48H163ZM187 49H188V48H187ZM194 49H195V48H194ZM9 50H10V49H9ZM18 50H19V49H18ZM80 50H82V49H80ZM101 50H102V49H101ZM101 50H100V51H101ZM116 50H117V48H116ZM123 50H124V49H123ZM145 50H147L146 47H145ZM154 50H155V49H154ZM6 51H7V50H6ZM22 51L24 52L23 49H22ZM38 51H39V52H38ZM83 51H85V50L83 49ZM97 51H98V50H97ZM107 51H108V50H107ZM109 51H110V50H109ZM119 51H120V50H119ZM172 51H173V50H172ZM175 51H176V50H175ZM10 52H11V51H10ZM71 52H72V50H71ZM126 52H127V50H126ZM141 52H143V51H141ZM147 52H149V50H148ZM158 52H159V51H158ZM158 52H157V53H158ZM166 52H167V51H166ZM176 52H177V51H176ZM179 52H180V51H179ZM11 53H12V52H11ZM13 53H15V52H13ZM16 53H19V52L17 51ZM31 53H33V52H31ZM72 53H73V52H72ZM75 53H76V52H75ZM102 53H103V51H102ZM104 53H105V52H104ZM135 53H136V52H135ZM143 53H145V52H143ZM143 53H142V54H143ZM149 53H150V52H149ZM164 53H165V52H164ZM168 53H169V52H168ZM192 53H193V51H192ZM9 54H10V53H9ZM22 54H23V53H22ZM88 54H89V55H88ZM138 54H139V53H138ZM159 54H160V53H159ZM186 54H187V53H186ZM12 55H13V54H12ZM15 55H16V54H15ZM41 55H40V56H41ZM121 55H122V54H121ZM124 55H125V54H124ZM131 55H132V54H131ZM131 55H128V56H131ZM136 55H137V54H136ZM140 55H141V54H140ZM157 55H158V54H157ZM189 55H190V54H189ZM189 55H188V57H189ZM194 55H195V54H194ZM16 56H17V55H16ZM18 56H19V55H18ZM24 56H26V55H24ZM93 56L95 57V55H93ZM122 56H123V55H122ZM158 56H159V55H158ZM169 56H170V55H169ZM174 56H175V55H174ZM2 57H4V56H2ZM28 57H29V56H28ZM33 57H34V55H33ZM45 57H46V56H45ZM134 57H135V56L133 55V57H131V59L133 58L132 60H134V59H135ZM140 57H141V56H140ZM150 57H151V56H150ZM150 57H147V58H150ZM152 57H153V56H152ZM161 57H162V56H161ZM164 57H165V56H164ZM4 58H5V57H4ZM4 58H3V59H4ZM38 58H39V57H38ZM138 58H139V57H138ZM143 58H145V57H143ZM154 58H157V57L155 56ZM166 58H167V57H166ZM166 58H165V59H166ZM170 58H171V57H170ZM174 58H175V57H174ZM46 59H47V57H46ZM49 59H48V60H49ZM115 59H116V58H115ZM187 59H188V58H187ZM1 60H2V59H1ZM12 60H13V59H12ZM20 60H21V59H20ZM27 60H28V59H27ZM37 60H38V59H37ZM42 60H43V58H42ZM48 60H45V61H48ZM116 60H117V59H116ZM135 60H136V59H135ZM152 60H153V59H152ZM14 61H15V60H14ZM38 61H39V60H38ZM143 61H144V60H142V62H143ZM155 61H156V60H155ZM162 61H163V60H162ZM181 61H182V60H181ZM188 61H189V60H188ZM1 62H2V61H1ZM16 62H18V60H17ZM39 62H40V61H39ZM137 62H138V61H137ZM160 62H161V61H160ZM168 62H169V61H168ZM4 63H5V62H4ZM14 63H15V62H14ZM24 63H25V62H24ZM66 63H67V64H66ZM135 63H136V62H135ZM140 63H141V62H140ZM145 63H146V61H145ZM147 63H148V62H147ZM147 63H146V64H147ZM151 63H152V62H151ZM151 63H149V64H151ZM163 63H164V62H163ZM191 63H192V62H191ZM194 63H195V62H194ZM10 64H11V63H10ZM31 64H32V63H31ZM49 64H50V61H49ZM51 64H52V63H51ZM127 64H128V63H127ZM136 64H138V63H136ZM149 64H148V65H149ZM160 64H161V63H160ZM164 64H165V63H164ZM168 64H169V63H168ZM187 64H188V63H187ZM223 64H224V63H223ZM13 65H14V64H13ZM116 65H117V64H116ZM173 65H174V64H173ZM189 65H190V64H189ZM8 66H9V65H8ZM22 66H23V65H21V67H22ZM37 66H38V64H37ZM42 66H43V65H42ZM62 66H63V65H62ZM62 66H61V67H62ZM71 66H72V65H71ZM74 66H75V65H74ZM144 66H145V65H144ZM144 66H143V67H144ZM153 66H154V65H153ZM194 66H196V65H194ZM205 66H206V65H205ZM210 66H211V65H210ZM226 66H227V65H226ZM21 67H20V69H21ZM45 67H46V66H45ZM55 67H56V66H55ZM58 67H57V68H58ZM64 67H63V68H64ZM113 67H114V66H113ZM140 67L142 68V66H140ZM150 67H151V66H150ZM154 67H155V66H154ZM5 68H6V67H5ZM29 68H30V66H29ZM67 68H68V69H67ZM71 68L73 69L74 67H71ZM71 68H70V69H71ZM128 68H129V67H128ZM144 68H145V67H144ZM162 68H164V67H162ZM9 69H10V68H9ZM11 69H12V68H11ZM30 69H31V68H30ZM147 69H148V68H147ZM149 69H150V68H149ZM176 69H177V68H176ZM197 69H198V68H197ZM211 69H212V68H211ZM221 69H222V67H221ZM13 70H14V69H13ZM33 70H34V69H33ZM46 70H47V69H46ZM60 70H61V69H60ZM64 70H62L61 72H63ZM102 70H103V69H102ZM143 70H144V69H143ZM161 70H162V69H160V71H161ZM168 70H169V69H168ZM171 70H172V69H171ZM207 70H208V69H207ZM227 70H228V69H227ZM42 71H43V70H42ZM70 71H71V70H70ZM75 71H76V70H75ZM134 71H135V70H134ZM138 71H139V69H138ZM144 71H145V70H144ZM154 71H155V70H154ZM160 71H159V72H160ZM164 71H165V70H164ZM181 71H182V70H181ZM218 71H220V70H218ZM223 71H224V68H223ZM57 72H58V71H57ZM73 72H74V71L72 70V73H73ZM102 72H103V71H102ZM106 72H107V71H106ZM177 72H178V71H177ZM221 72H222V71H221ZM18 73H19V72H18ZM49 73H50V72H49ZM65 73L67 74L68 71L65 72ZM72 73L70 72V74H72ZM74 73H75V72H74ZM154 73H155V72H154ZM166 73H167V72H166ZM170 73H171V72H170ZM183 73H184V72H183ZM207 73H208V72H207ZM1 74H2V73H1ZM1 74H0V77H2ZM21 74L23 75V72H22ZM59 74H60V73H59ZM62 74L64 75V73H62ZM62 74H61V75H62ZM68 74H69V73H68ZM105 74H106V73H105ZM130 74H132V73H130ZM136 74H137V73H136ZM151 74L153 75V73H151ZM197 74H198V73H197ZM5 75H6L5 77H6V79H7V76H8V75H7V74H5ZM40 75H41V74H40ZM55 75H56V74H55ZM78 75H80V73H79ZM143 75H144V74H143ZM155 75H157V74L155 73ZM155 75H154V76H155ZM225 75H226V74H225ZM9 76H10V75H9ZM9 76H8V77H9ZM64 76H65V75H64ZM82 76H84V75H82ZM107 76H108V75H107ZM128 76H129V75H128ZM150 76H151V75H150ZM166 76H167V75H166ZM187 76H188V74H187ZM199 76H200V75H199ZM26 77H27V76H26ZM47 77H48V76H47ZM65 77L67 78V75H66ZM65 77H64V79H66ZM68 77H70V75H69ZM72 77H73V76H72ZM80 77H81V75H80ZM86 77H87V75H86L83 79H86ZM116 77H117V76H115V78H116ZM141 77H142V76H141ZM144 77H145V76H144ZM146 77H148V76H146ZM157 77H158V76H157ZM167 77H168V76H167ZM175 77H176V76H175ZM181 77H182V76H181ZM21 78H22V77H21ZM33 78H34V77H33ZM70 78H71V77H70ZM78 78H79V77H78ZM78 78H77V80L80 79V78H79V79H78ZM81 78H82V77H81ZM122 78H123V76H122ZM126 78H127V77H126ZM136 78H137V77H136ZM187 78H189V76H188ZM190 78H191V77H190ZM195 78H196V77H195ZM208 78H209V77H208ZM8 79H9V78H8ZM8 79H7V81H8ZM30 79H31V78H30ZM34 79H35V78H34ZM40 79H41V78H40ZM73 79H74V78H73ZM124 79H125V77H124ZM128 79H129V78H128ZM133 79H134V78H133ZM157 79H158V78H157ZM159 79H160V78H159ZM210 79H211V78H210ZM0 80H1V79H0ZM17 80H18V77H17ZM47 80H48V79H47ZM51 80H52V79H51ZM67 80H70V79H67ZM77 80H76V81H77ZM94 80H93V81H94ZM112 80L115 82V84L120 85V87L123 85L124 88H125V90H123V91H126L127 93H130V94L132 93L133 90H132L131 87H130L132 84L130 85V83L128 82V80H127V82H126V80L124 81V80H122V79H118V80H116V79H114V77H112ZM163 80H165V79H163ZM170 80H171V79H170ZM181 80H182V79H181ZM187 80H188V79H187ZM189 80H190V79H189ZM198 80H199V79H198ZM198 80H195V81H198ZM219 80H220V79H219ZM223 80H224V79H223ZM225 80H226V78H225ZM225 80H224V81H225ZM19 81H20V80H19ZM80 81H82V80H80ZM87 81H88V80H87ZM87 81H86V82H87ZM136 81H137V80H136ZM155 81H156V80H155ZM179 81H180V80H179ZM183 81H184V80H183ZM193 81H194V80H193ZM221 81H222V79H221ZM227 81H228V80H227ZM20 82H22V80H21ZM23 82H24V81H23ZM23 82H22V83H23ZM37 82H38V80H37ZM44 82H45V81H44ZM140 82H141V81H140ZM175 82H176V81H174V83H175ZM180 82H181V81H180ZM189 82H191V81H189ZM208 82H209V81H208ZM217 82H218V81H217ZM228 82H229V81H228ZM57 83H58V81H57ZM59 83H60V82H59ZM65 83H66V82H65ZM71 83H72V82H71ZM144 83H145V82H144ZM156 83H157V82H156ZM198 83H199V82H198ZM223 83H224V82H223ZM13 84H14V83H13ZM23 84H24V83H23ZM30 84H31V82H30ZM48 84H50V83H48ZM79 84H81V83H79ZM82 84H83V81H82ZM115 84H114L113 87H115ZM151 84H152V83H151ZM162 84L164 85V83H162ZM176 84H178V83H176ZM218 84H221V83L218 82ZM226 84H227V83H226ZM18 85H20L19 82H18ZM33 85H34V84H33ZM52 85H53V84H52ZM136 85H137V84H136ZM152 85H153V84H152ZM156 85H158V84H156ZM171 85H172V84H171ZM182 85H183V84H182ZM189 85H190V84H189ZM191 85H192V83H191ZM198 85H199V84H198ZM212 85H213V84H212ZM216 85H217V84H216ZM0 86H1V87H0V121H1V123H0V137H1V138H0V139H2L1 141L4 140V141H3L4 143H5V142L7 143L8 140H13L14 142H17V143H19V144L23 143L24 146L27 145V152H28V155H26V152H25V155L28 156V157L25 158V159H23V158H24V157H23V154H24V153H23V154L19 153V152H20L19 150L16 151V152H14V151L17 150V149H15L14 151L12 150L13 152H12L11 154L8 153L7 155H5V153L3 152V153H4V156H3V155H2V156L0 155V157H1L0 160H2V158L4 157L3 160L0 161V179H1L0 185L4 182V183H7V186H8V182H9V181H7V180H9L10 178H9V177L7 178V176H8V174H10V177H11V176H12L11 174H14V173H12V172H15V171L12 170V168H14V170H18V171H21V172L25 170L26 173H25V172H22V173H25L26 176L30 179V178H32L33 176L37 175L36 173H37L38 168H37V170H36V167H38L39 165H40L41 167L44 166L45 163H42V162H41V164H43V166H42L41 164H39L38 166L36 165V164L38 163V161H39V158L35 155V153H36V154H41V153H43V152H42L43 149H41V147H39V146H42V144H38L39 146L37 145V142H39V141H37V140H41V138H42V136H43L42 132H41V133H40V132H33V133H31L33 130H32L31 132L28 130L27 132H30L31 135H30V133H29V135H27L26 133H23V134H22L23 136H22L21 133H20V131H19V130H21L22 128H24V129H22V130L26 131L27 128L30 129L32 126H35V124H38V125L41 124V125H40L41 127H39V129H40V128H43V127L46 126V125H48V126L51 125L52 127H50V129H51V128H53V129L50 130V129L48 128V129L51 131V133H52L53 130H55V131H56L55 134L57 133V135H59V136L61 137V139H60V138H58V137L55 136V137H54V143H53L52 145L49 144V146H51V149L53 150V152H52V154H50V152H49V150H48L50 157L52 156L51 159H50V158H47V157L49 156L48 154H47V155H48L47 157L44 156V158H46V159H45V160H46V163H47V159H49L50 161H52V159H53L52 162H54V160H55V161H60V164H62L63 166H65L67 163L64 162L65 164H63V162L61 163V161H62V160H65V161L67 160V157H69V155H70V154L67 155V153H68L69 151H71V150H69V151L67 152V150L70 148V147L68 146V144H70V142H72V141L75 140V138L73 137V135L71 134V131H70V130H72V129L69 130V129H67V127L69 128V126L73 124V123L71 122L72 124L70 123V125H68L70 121L76 120V119L73 118L74 114L76 113V112H73V111H76V110H73L72 112L69 111V110H67L69 107H64V106H66V105L62 104V103H64V102L61 103V102L59 101V102L61 103V104H60V103L57 102V101H54V100L52 101V99L49 100L48 98H47V99H44L43 97H42L43 99L40 100L39 97L35 96V95H36L35 93H34L35 95L33 94L34 96H30L31 94H30L29 96H26V97H24V96L21 97V96H16V95L13 96L14 92H17V91H13V92L11 91L12 94H11V92H8V91H10L11 89H13L14 86L16 87L17 85H11V86H13V88H12V87H11V88H10V87H7V88L10 89V90H8L5 86H4L5 89L2 88V85H0ZM20 86H21V87H24L23 85H20ZM31 86H32V85H31ZM65 86H66V85H65ZM83 86H84V85H83ZM86 86H87V85H86ZM143 86H144V85H143ZM164 86H165V85H164ZM195 86H196V85H195ZM195 86H192V87H195ZM227 86H228V85H227ZM45 87H46V86H45ZM53 87H54V89H55V85H54ZM113 87H112V89H113ZM117 87H118V86H117ZM149 87H150V86H149ZM160 87H161V86H160ZM175 87H176V86H175ZM185 87H186V86H185ZM225 87H226V86H225ZM51 88H52V87H51ZM59 88H60V87H59ZM84 88H86V87L84 86ZM84 88H83V89H84ZM115 88H116V87H115ZM118 88H119V87H118ZM182 88H184V87H182ZM210 88H211V86H210ZM20 89H23V88H20ZM99 89H100V88H99ZM109 89H110V88H109ZM112 89H111V90H112ZM116 89H117V88H116ZM116 89H115V90H116ZM119 89H121V88H119ZM146 89H147V88H146ZM156 89H157V88H156ZM172 89H173V88H172ZM190 89H191V88H190ZM206 89H207V88H206ZM224 89H225V88H224ZM15 90H16V89H15ZM48 90H49V89H48ZM56 90H57V89H56ZM63 90H64V89H63ZM66 90H67V89H66ZM147 90H148V89H147ZM151 90H152V89H151ZM161 90H162V89H161ZM164 90H165V89H164ZM185 90H186V89H185ZM211 90H212V89H211ZM27 91H28V90H27ZM37 91H38V90H37ZM41 91H42V90H41ZM41 91H40V92H41ZM50 91H51V90H50ZM52 91H54V90H52ZM68 91H69V90H68ZM119 91H122V90H119ZM166 91H167V90H166ZM170 91H171V90H170ZM187 91H188V90H187ZM191 91H192V90H191ZM198 91H199V90H198ZM225 91H226V90H225ZM228 91H229V90H228ZM19 92H20V91H19ZM23 92H25V91H23ZM82 92H83V91H82ZM115 92H116V91H115ZM126 92H124V93H126ZM133 92H134V91H133ZM141 92H142V90H141ZM162 92H163V91H162ZM175 92H176V91H175ZM177 92H178V91H177ZM210 92H211V91H210ZM25 93H26V92H25ZM31 93H32V92H31ZM45 93H47V92H45ZM57 93H58V92H57ZM89 93H90V92H89ZM106 93H107V92H106ZM109 93H110V92H109ZM109 93H108V94H109ZM172 93H173V92H172ZM223 93H224V92H223ZM20 94H21V92H20ZM49 94H50V93H49ZM60 94H61V93H60ZM93 94H94V93H93ZM161 94H162V93H161ZM194 94H195V93H194ZM197 94H198V93H197ZM197 94H196V95H197ZM209 94H210V93H209ZM213 94H214V93H213ZM213 94H212V95H213ZM229 94H230V93H229ZM7 95L13 98V99L10 98V99L14 100V101H13V104H15V103L18 104V103H20V106H19V104H18V105L16 104V106H19V107H21V105H22V106L25 105V104L28 103L29 101L32 102L33 100H35V104L33 103L34 101L32 102L34 105L31 103L32 108H31V110H29V111H32L33 113H35L36 111H37V113H38V112H42L43 114H45V115H44V118H43V117H42V118L39 117L40 115L36 116V117L41 118V119L39 120V121H40V122H39L38 120H36V117H34L35 115H34V116L31 115V114L28 115L30 112H29L28 114H26V116H23V115L20 116V112H21V111L19 112V115L16 114V113H14V111H13L11 108L9 109V107H8L9 105H6L7 103L5 104V103L3 102L4 99H5V100H8L9 97H8ZM17 95H18V93H17ZM21 95H22V94H21ZM47 95H48V93H47ZM56 95H57V94H56ZM61 95H63V94H61ZM102 95H103V94H102ZM112 95H113V94H112ZM116 95H117V94H116ZM170 95H171V94H170ZM174 95H175V94H174ZM176 95H177V94H176ZM180 95H181V94H179V96H180ZM187 95H188V94H187ZM196 95H195V96H196ZM221 95H222V94H221ZM224 95H225V94H224ZM6 96H7V97H6ZM44 96H46V95H44ZM52 96H53V95H52ZM52 96H51V97H52ZM65 96H66V95H65ZM105 96H106V95H105ZM129 96H130V95H129ZM141 96H142V95H141ZM150 96H151V95H150ZM163 96H164V95H163ZM179 96H178V97H179ZM183 96H185V95H183ZM208 96H209V95H208ZM226 96H227V95H226ZM4 97H6V98H4ZM56 97H57V96H56ZM56 97H55V98H56ZM112 97H113V96H112ZM210 97H211V96H210ZM210 97H209V98H210ZM217 97H218V96H217ZM62 98H63V97H62ZM64 98H65V97H64ZM95 98H96V97H95ZM102 98H103V97H102ZM137 98H138V97H137ZM174 98H175V97H174ZM219 98H220V97H219ZM224 98H225V97H224ZM53 99H54V98H53ZM59 99H61V98H59ZM89 99H90V98H89ZM99 99H100V98H99ZM105 99L107 100V98H105ZM141 99H142V98H140V100H141ZM206 99H207V97H206ZM225 99H226V98H225ZM5 100H4V101H5ZM12 100H11L10 102H12ZM31 100H32V101H31ZM145 100H147V99H145ZM157 100H158V99H157ZM171 100H172V99H171ZM181 100H182V98H181ZM189 100H190V99H189ZM195 100H196V99H195ZM197 100L199 101V99H197ZM221 100H222V99H221ZM221 100H220V101H221ZM227 100H228V99H227ZM64 101H66V99H65ZM85 101H87V100H85ZM93 101H94V100H93ZM99 101H100V100H99ZM102 101H103V100H102ZM114 101H115V100H114ZM141 101H142V100H141ZM141 101H140V104H141ZM153 101H154V100H153ZM163 101H164V100H163ZM163 101H161V102H163ZM173 101H174V100H173ZM178 101H179V100H178ZM182 101H183V100H182ZM193 101H194V100H193ZM207 101H208V100H207ZM216 101H217V100H216ZM10 102H9V103H10ZM30 102H29V103H30ZM66 102H67V101H66ZM119 102H120V101H119ZM124 102H125V101H124ZM159 102H160V101H159ZM176 102H177V100H176ZM217 102H219V101H217ZM70 103H71V101H70ZM80 103H81V102H80ZM105 103H106V102H105ZM105 103H104V104H105ZM116 103H117V102H116ZM145 103H146V102H144V104H145ZM156 103H157V102H156ZM163 103H164V102H163ZM167 103H168V102H167ZM179 103H180V102H179ZM183 103H184V102H183ZM190 103H191V102H190ZM196 103H197V101H196ZM210 103H211V102H210ZM222 103H225V104H226L225 101H223ZM222 103H221V104H222ZM65 104H66V103H65ZM71 104H72V103H71ZM71 104H70V105H71ZM108 104H109V103H108ZM108 104H107V105H108ZM110 104H111V103H110ZM112 104H113V103H112ZM114 104H115V102H114ZM118 104H119V103H118ZM121 104H122V103H120V106L123 105V104H122V105H121ZM158 104H159V103H158ZM164 104H165V103H164ZM186 104H187V103H186ZM208 104H209V102H208ZM211 104H212V103H211ZM27 105H28V104H27ZM27 105H26V106H27ZM70 105H69V106H70ZM102 105H103V104H102ZM141 105H142V104H141ZM147 105H148V104H146V106H147ZM173 105H174V104H173ZM176 105H177V104H176ZM183 105H184V104H183ZM187 105H188V104H187ZM214 105H216V104L214 103ZM26 106H24V107H26ZM77 106H78V105H77ZM81 106H82V105H81ZM120 106H118V108H119ZM133 106H134V105H133ZM163 106H164V105H163ZM169 106H170V105H169ZM177 106H178V105H177ZM184 106H186V105H184ZM203 106H204V105H203ZM207 106H210V105H207ZM7 107H8V108H7ZM19 107H18V109H19ZM28 107H29V106H28ZM88 107H89V106H88ZM105 107H106V106H105ZM116 107H117V106H116ZM129 107H130V106H129ZM148 107H149V106H148ZM220 107H221V106H220ZM227 107L229 108L228 105H227ZM227 107H226V108H227ZM12 108H13V107H12ZM66 108H67V109H66ZM72 108H73V107H72ZM85 108H86V107H85ZM123 108H124V107H122V109H123ZM142 108H143V107H142ZM149 108H150V107H149ZM152 108H153V107H152ZM156 108H157V107H156ZM162 108H163V107H161V109H162ZM195 108H196V107H195ZM199 108H201V107H199ZM205 108H206V107H205ZM213 108H214V107H213ZM217 108H218V106H217ZM102 109H103V108H102ZM136 109H137V108H136ZM145 109H146V107H144L143 110H145ZM161 109H160V110H161ZM174 109H175V108H174ZM180 109H181V108H180ZM182 109H183V108H182ZM11 110H12V111H11ZM70 110H71V109H70ZM83 110H84V109H83ZM91 110H92V109H91ZM116 110H117V109H116ZM126 110H127V109H126ZM128 110H129V109H128ZM137 110H138V109H137ZM141 110H142V109H141ZM153 110H154V109H153ZM176 110H177V109H176ZM178 110H179V109H178ZM186 110H187V109H186ZM191 110H192V107H191ZM196 110H197V109H196ZM204 110H205V109H204ZM215 110H216V109H215ZM223 110H224V109H223ZM26 111H27V110H25V112H26ZM93 111H94V110H93ZM105 111H106V110H105ZM110 111H111V110H110ZM138 111H139V110H138ZM149 111H150V110H148V112H149ZM154 111H155V110H154ZM187 111H188V110H187ZM189 111H190V110H189ZM212 111H213V110H212ZM217 111H218V110H217ZM221 111H222V109H221ZM228 111H229V110H228ZM81 112H82V111H81ZM86 112H87V111H86ZM86 112H85V114H86ZM94 112H95V111H94ZM106 112H107V111H106ZM113 112H114V111H113ZM135 112H136V111H135ZM148 112H147V111H144V112H143V115L145 114V116H146V114H148ZM177 112H178V111H177ZM179 112H181V111H179ZM179 112H178V113H179ZM182 112H183V111H182ZM185 112H186V111H185ZM185 112H184V113H185ZM210 112H211V111H210ZM33 113H32V114H33ZM110 113H111V112H110ZM151 113H152V112H151ZM174 113H176V112H174ZM193 113H194V112H193ZM195 113H196V112H195ZM206 113H207V112H206ZM223 113H224V112H223ZM40 114H41V113H40ZM43 114H42V115H43ZM80 114H81V113H79V115H80ZM90 114H91V113H90ZM94 114H95V113H94ZM106 114H107V113H106ZM114 114H115V113H114ZM128 114H129V113H128ZM159 114H160V113H159ZM172 114H173V112H172ZM187 114H188V112H187ZM196 114H197V113H196ZM214 114H215V113H214ZM216 114H217V113H216ZM221 114H222V113L220 112V115H221ZM76 115H77V114H76ZM79 115H78V116H79ZM86 115H87V114H86ZM101 115H102V114H101ZM111 115H112V114H111ZM173 115H174V114H173ZM200 115H201V113H200ZM226 115H227V114H226ZM55 116H57V117H58L57 119H58V120L60 119L61 122H58L57 120H55L56 122H54V121H53V120H54L53 118H54ZM94 116H95V115H94ZM94 116H93V117H94ZM166 116H167V115H166ZM178 116H179V115H178ZM198 116H199V115H198ZM202 116H203V114H202ZM213 116H214V115H213ZM96 117H97V116H96ZM168 117H169V116H168ZM173 117H174V116H173ZM179 117H181V116H179ZM187 117H189V116H187ZM190 117H191V116H190ZM225 117H226V116H225ZM225 117H224V118H225ZM39 118H38V119H39ZM72 118H73V120H71ZM75 118H76V117H75ZM84 118H85V117H84ZM111 118H112V117H111ZM113 118H114V117H113ZM132 118H133V117H132ZM159 118H160V116H159ZM161 118H164V117H161ZM166 118H167V117H166ZM185 118H186V117H185ZM194 118H196V117L194 116ZM209 118H210V117H209ZM216 118H217V117H216ZM221 118H222V117H221ZM224 118H222V119H224ZM79 119H80V118H79ZM89 119H90V118H89ZM100 119H101V118H100ZM103 119H104V118H103ZM180 119H181V118H180ZM204 119H205V118H204ZM60 120H59V121H60ZM80 120H81V119H80ZM83 120H84V119H83ZM107 120H108V119H107ZM119 120H120V119H119ZM123 120H124V119H123ZM150 120H151V119H150ZM158 120H161V119H158ZM165 120H166V119H165ZM173 120H174V122H173V121H172V122L175 123V119H173ZM177 120H179V119H177ZM177 120H176V121H177ZM200 120H201V118H200ZM209 120H211V119H209ZM81 121H82V120H81ZM90 121H92V120H90ZM95 121H96V120H95ZM133 121H134V120H133ZM161 121H162V120H161ZM161 121H160V122H161ZM170 121H171V120H170ZM182 121H183V120H182ZM207 121H208V120H207ZM214 121H215V120H214ZM225 121H227V120H225ZM74 122H75V121H74ZM77 122H78V121H77ZM92 122H93V121H92ZM162 122H164V121H162ZM194 122H195V121H194ZM215 122H216V121H215ZM222 122H223V121H222ZM84 123H85V121H84L83 123L80 124V121H79V125H82V124H84ZM96 123H97V122H96ZM96 123H95V125H96ZM111 123H112V121H111ZM113 123H114V122H113ZM113 123H112V124H113ZM121 123H122V122H121ZM178 123H179V122H178ZM182 123H184V121H183ZM206 123H207V122H206ZM216 123H217V122H216ZM223 123L226 124L227 122H223ZM76 124H78V123H76ZM85 124H86V123H85ZM98 124H99V123H98ZM101 124H102V123H101ZM105 124H106V123H105ZM158 124H159V123H158ZM176 124H177V123H176ZM176 124H175V125H176ZM186 124H188V122H187ZM186 124H185V125H186ZM196 124H197V123H196ZM196 124H195V125H196ZM202 124H203V122H202ZM66 125H67V126H66ZM88 125H92V124H88ZM114 125H115V124H114ZM148 125H149V124H148ZM181 125H182V124H181ZM195 125H194V126H195ZM203 125H204V124H203ZM210 125H211V124H210ZM210 125H208V127H209ZM42 126H43V127H42ZM48 126H47V127H48ZM73 126H74V125H73ZM83 126H84V125H83ZM86 126H87V125H86ZM92 126H93V125H92ZM111 126H112V125H111ZM160 126H161V125H160ZM165 126H166V125H165ZM169 126H170V125H169ZM191 126H192V125H191ZM191 126H190V128H191ZM205 126H206V125H205ZM205 126H204V127H205ZM219 126H220V125H219ZM47 127H45V129H46ZM77 127H78V126H77ZM100 127H102V126H100ZM124 127H125V126H124ZM149 127H150V126H149ZM174 127H175V126H174ZM181 127H182V126H181ZM181 127H180V128H181ZM196 127H197V126H196ZM201 127H202V126H201ZM211 127H212V126H211ZM25 128H26V129H25ZM32 128H33V129H36V127H35V128L32 127ZM75 128H76V126H75ZM81 128H82V127H81ZM93 128H94V127H93ZM113 128H114V127H113ZM220 128H221V127H220ZM45 129H43V130L45 131ZM78 129H79V128H78ZM95 129H96V128H95ZM101 129H102V128H101ZM158 129H159V128H158ZM158 129H157V130H158ZM161 129H162V128H161ZM163 129H164V128H163ZM186 129H187V128H186ZM186 129H185V130H186ZM205 129H206V128H205ZM218 129H219V128H218ZM228 129H229V128H228ZM228 129H227V130H228ZM49 130H48V131H49ZM74 130H75V129H74ZM79 130H80V129H79ZM85 130H86V129H85ZM98 130H99V129H97V131H98ZM130 130H131V129H130ZM181 130H182V129H181ZM181 130H180V132H181ZM191 130H193V128H191ZM195 130H196V129H195ZM212 130H213V129H212ZM221 130H222V129H221ZM39 131H41V129H40ZM83 131H84V130H83ZM107 131H108V130H107ZM109 131H110V130H109ZM113 131H114V130H113ZM133 131H134V130H133ZM161 131H162V130H161ZM165 131H166V130H165ZM175 131H176V129H175ZM196 131H197V130H196ZM214 131H215V130H214ZM223 131H224V130H223ZM74 132H75V131H74ZM77 132H78V130L76 131V133H77ZM140 132H141V131H140ZM140 132H139V133H140ZM177 132H178V131H177ZM190 132H191V131H190ZM199 132H201V131H199ZM204 132L206 133V130H205ZM208 132H210V131H208ZM229 132H230V131H229ZM53 133H54V132H53ZM87 133H88V130H87ZM93 133H94V132H93ZM96 133H97V132H96ZM96 133H95V134H96ZM100 133H101V132H100ZM103 133H104V132H103ZM111 133H112V132H111ZM131 133H132V132H131ZM141 133H142V132H141ZM143 133H144V132H143ZM143 133H142V135H144ZM162 133H164V132L162 131ZM171 133H172V132H171ZM174 133H175V132H174ZM191 133H192V132H191ZM196 133H197V132H196ZM196 133H195V134H196ZM216 133H217V132H216ZM223 133H224V132H223ZM225 133H226V132H225ZM24 134H26V135H24ZM44 134H45V133H44ZM46 134H48V137H52V136H53V134H52V136H49V135H51V134H49L48 132H46ZM46 134H45V135H46ZM73 134L75 135V133H73ZM89 134H91V133H90V130H89ZM97 134H98V133H97ZM107 134H108V133H107ZM118 134H119V133H118ZM129 134H130V133H129ZM167 134H168V133H167ZM181 134H183V133H181ZM185 134H186V133H185ZM195 134H192V136L195 135ZM207 134H208V133H207ZM212 134H213V133H212ZM226 134H227V133H226ZM226 134H224V135H226ZM78 135H79V134H78ZM78 135H77V136H78ZM82 135H83V134H82ZM93 135H94V134H93ZM93 135H91V136H93ZM99 135H101V134H98V137H99ZM165 135H166V134H165ZM170 135H171V134H170ZM189 135H190V134H189ZM220 135H221V134H220ZM79 136H80V135H79ZM114 136H115V135H114ZM129 136H130V135H129ZM163 136H164V135H163ZM175 136H177V135H175ZM205 136H207V135H205ZM75 137H76V135H75ZM98 137H97V138H98ZM103 137H104V136H103ZM111 137H112V136H111ZM122 137H123V136H122ZM152 137H153V136H152ZM181 137H182V136H181ZM181 137H180V138H181ZM190 137H191V136H190ZM194 137H195V136H194ZM198 137H199V136H198ZM220 137H221V136H220ZM45 138H46V137H45ZM45 138L43 137L44 142H45ZM52 138H53V137H52ZM57 138H58V139H57ZM76 138H77V137H76ZM88 138H90V137H88ZM101 138H102V137H101ZM101 138H100V139H101ZM104 138H105V137H104ZM106 138H107V137H106ZM120 138H121V137H120ZM144 138H145V137H144ZM148 138H149V137H148ZM166 138H167V136H166ZM173 138H174V137H173ZM184 138H185V137H184ZM199 138H200V137H199ZM202 138H203V137H202ZM205 138H206V137H205ZM211 138H212V137H211ZM211 138H210V139H211ZM214 138H215V137H214ZM82 139H83V138H82ZM84 139H85V138H84ZM84 139H83V140H84ZM112 139H113V138H112ZM114 139H115V138H114ZM118 139H119V138H118ZM118 139H117V140H118ZM146 139H147V138H146ZM149 139H150V138H149ZM152 139H153V138H152ZM170 139H171V138H170ZM188 139H189V138H188ZM190 139H191V138H190ZM194 139H196V138H194ZM212 139H213V138H212ZM216 139H217V138H216ZM218 139H219V138H218ZM230 139H231V138H230ZM78 140L80 141L79 137L77 138L76 141H74V143L77 142ZM83 140H82V141H83ZM88 140H89V139H88ZM117 140H116V141H117ZM166 140H167V139H166ZM184 140H185V139H184ZM196 140H197V139H196ZM199 140L201 141V139H199ZM199 140H197V141H199ZM203 140H204V139H203ZM1 141H0V142H1ZM13 141H12V142H13ZM47 141L50 142V141H53V139H51V140L48 139ZM82 141H80L79 143L77 142V143H78V146H79V144H80ZM85 141H86V140H85ZM95 141H96V140H94V142H95ZM148 141H149L148 144H150L151 140H148ZM172 141H174V140H172ZM178 141H180V140L178 139ZM185 141H187V140H185ZM185 141H184V142H185ZM209 141H210V140H209ZM220 141H221V140H220ZM226 141H227V140H226ZM3 142H1V143L3 144ZM9 142H10V141H9ZM12 142H11V144H12ZM41 142H42V141H40L39 143H41ZM48 142H47V143H48ZM83 142H84V141H83ZM83 142H82V143H83ZM154 142H155V140H154ZM154 142H153V143H154ZM166 142H167V141H166ZM169 142H170V140H169ZM176 142H177V141H176ZM204 142H206V140H205ZM47 143H46V144H47ZM50 143H52V142H50ZM72 143H73V142H72ZM92 143H93V142H92ZM92 143H91V144H92ZM96 143H98V141H97ZM105 143H106V142H105ZM113 143H114V142H113ZM164 143H165V142H164ZM186 143H187V142H186ZM189 143H190V141H189ZM198 143H199V142H197V144H198ZM207 143H208V142H207ZM214 143H215V142H214ZM216 143H217V142H216ZM2 144H1V145H2ZM23 144H22L21 147H23ZM83 144H84V143H83ZM86 144L89 145V142H87ZM101 144H103V143H101ZM117 144H118V143H117ZM170 144H171V143H170ZM180 144H181V143H180ZM194 144H195V143H194ZM201 144H202V143H201ZM204 144H205V143H204ZM219 144H220V143H219ZM219 144H218V145H219ZM224 144H225V143H224ZM8 145H9V144H8ZM108 145H109V144H108ZM126 145H127V144H126ZM132 145H133V144H132ZM135 145H136V144H135ZM195 145H196V144H195ZM199 145H200V144H199ZM221 145H222V144H221ZM230 145H231V144H230ZM3 146H4V145H2V147L0 146V148L4 149ZM15 146H16V145H15ZM44 146H47V145H44ZM70 146H72V145H70ZM76 146H77V145H76ZM78 146H77V147H78ZM80 146H83V145H80ZM100 146H101V145L99 144V148H100ZM104 146H105V145H104ZM112 146H113V145H112ZM171 146H173V145H171ZM206 146H207V145H206ZM213 146H214V145H213ZM224 146H225V145H224ZM238 146H239V145H238ZM7 147H8V146H7ZM10 147H11V146H10ZM72 147H73V146H72ZM72 147H71V149L75 148V147H73V148H72ZM77 147H76V148H77ZM85 147H86V146H85ZM92 147H93V146H92ZM97 147H98V145H97ZM105 147H106V146H105ZM110 147H111V146H110ZM115 147H116V146H115ZM139 147H140V145H139ZM139 147H138V148H139ZM149 147H150V146H149ZM164 147H166V146H164ZM174 147H175V146H174ZM201 147H202V146H201ZM201 147H200V149H201ZM218 147H219V146H218ZM226 147H227V146H226ZM49 148H50V147H49ZM76 148H75V150H76ZM107 148H108V147H107ZM117 148H118V147H117ZM121 148H122V147H121ZM136 148H137V147H136ZM144 148H145V147H144ZM159 148H160V147H159ZM161 148H162V147H161ZM239 148H240V147H239ZM19 149H20V148H19ZM23 149H24V147H23ZM45 149L47 150L46 147H45ZM82 149H83V148H82ZM162 149H163V148H162ZM167 149H168V147H167ZM169 149H171V148H169ZM178 149H179V147H178ZM205 149H207V148H205ZM216 149H217V148H216ZM227 149H228V148H227ZM10 150H11V149H10ZM10 150H9V152H11ZM21 150H22V149H21ZM40 150H41V153H37V151H40ZM52 150H51V151H52ZM73 150H74V149H73ZM73 150H72V152H73ZM88 150H89V149H88ZM92 150H93V153H94V149H92ZM102 150H103V149H102ZM114 150H116V149H114ZM131 150H132V148H131ZM186 150H187V149H186ZM186 150L184 149V151H186ZM188 150H189V149H188ZM221 150H223V149H221ZM240 150H241V149H240ZM6 151H8V149H7ZM23 151H24V150H22V152H23ZM43 151H44V150H43ZM76 151H77V153L81 152V151H78V149H77ZM76 151H75V152H76ZM90 151H91V149H90ZM97 151H98V150H97ZM97 151H95V152H97ZM99 151H101V150H99ZM99 151H98V152H99ZM118 151H119V149H118ZM118 151H117V153H119ZM123 151H124V150H123ZM140 151H141V150H140ZM140 151H139V152H140ZM147 151H148V150H147ZM171 151H172V150H171ZM182 151H183V150H182ZM184 151H183V152H184ZM210 151H211V150H210ZM230 151H231V150H230ZM236 151H237V150H236ZM45 152H46V151H45ZM48 152H47V153H48ZM113 152H114V151H113ZM126 152H127V151H126ZM134 152H135V151H134ZM136 152H137V151H136ZM178 152H179V151H178ZM194 152H195V151H194ZM201 152H202V151H201ZM241 152H242V151H241ZM1 153H2V152H1ZM6 153H7V152H6ZM110 153H111V151H110ZM115 153H116V152H115ZM117 153H116V154H117ZM121 153H123V152H121ZM124 153H125V152H124ZM128 153H129V152H128ZM140 153H141V152H140ZM175 153H176V152H175ZM187 153H188V152H187ZM196 153H197V152H196ZM202 153H203V152H202ZM236 153H238V152H236ZM44 154H45V153H44ZM112 154H113V153H112ZM116 154H115V155H116ZM129 154H130V153H129ZM158 154H159V153H158ZM168 154H169V153H168ZM176 154H177V153H176ZM182 154H183V153H182ZM184 154H185V153H184ZM204 154H205V153H204ZM218 154H220V153L218 152ZM221 154H222V153H221ZM240 154H241V153H240ZM41 155H43V154H41ZM66 155H67V157H66ZM74 155H75V154L73 153V156H74ZM76 155H77V154H76ZM96 155H97V153H96ZM100 155H101V154H100ZM105 155H106V154H105ZM115 155H113V156H115ZM136 155H137V154H136ZM194 155H195V154H194ZM238 155H239V154H238ZM244 155H245V154H244ZM70 156H72V155H70ZM79 156L81 157V153H80ZM79 156H78V158L81 159L82 157L80 158ZM93 156H94V155H93ZM101 156H102V155H101ZM113 156H112V157H113ZM117 156H118V155H117ZM124 156H125V155H124ZM133 156H134V155H133ZM172 156H174V155H172ZM198 156H199V155H198ZM201 156H202V155H201ZM203 156H204V155H203ZM229 156H230V155H229ZM241 156H242V155H241ZM83 157H84V156H83ZM88 157H89V156H88ZM90 157H91V155H90ZM120 157H121V155H120ZM185 157H186V156H185ZM185 157H184V159H185ZM190 157H191V156H190ZM204 157H205V156H204ZM204 157H203V158H204ZM230 157H231V156H230ZM242 157H243V156H242ZM242 157H241V158H242ZM44 158H41V160L44 159ZM69 158H71V157H69ZM95 158H96V157H95ZM95 158H94V159H95ZM114 158H115V157H114ZM114 158H113V160H114ZM178 158H179V157H178ZM193 158H194V157H193ZM193 158H192V160H193ZM200 158H201V157H200ZM214 158H216V157H214ZM217 158H219V156H218ZM220 158H221V157H220ZM223 158H224V157H223ZM234 158H235V157H234ZM73 159H77V156H76V158H73ZM83 159H84V158H83ZM85 159H87V158H85ZM91 159H92V158H91ZM91 159H90V161H91ZM102 159H103V158H102ZM126 159H127V158H126ZM147 159H148V158H147ZM155 159H156V158H155ZM181 159H182V158H181ZM68 160H69V159H68ZM68 160H67V161H68ZM71 160H72V159H71ZM124 160H125V159H124ZM128 160H129V159H128ZM169 160H170V159H169ZM171 160H172V159H171ZM178 160H179V159H177V161H178ZM196 160H197V159H196ZM196 160H195V161H196ZM199 160H200V159H199ZM199 160H198V161H199ZM203 160L205 161V159H203ZM203 160H202V161H203ZM207 160H208V158H207ZM224 160H225V159H224ZM242 160H244V159H242ZM42 161L44 162V160H42ZM74 161H76V160H74ZM83 161H84V160H83ZM83 161H82V162H83ZM88 161H89V160H88ZM116 161H118V160H116ZM116 161H114V162L116 163ZM121 161H122V160H121ZM121 161H120V162H121ZM125 161H126V160H125ZM125 161H124V162H125ZM157 161H158V160H157ZM159 161H160V160H159ZM162 161L164 162V160H162ZM177 161H175V162H177ZM186 161H187V160H186ZM186 161H185V162H186ZM220 161H221V160H220ZM239 161H240V160H239ZM77 162H79V161H77ZM77 162H76V163H77ZM105 162H106V160H105ZM108 162H109V161H108ZM181 162L183 163L184 160L181 161ZM187 162H188V161H187ZM207 162H209V161H207ZM210 162H211V161H210ZM215 162H216V161H215ZM223 162H224V161H223ZM223 162H222V163H223ZM230 162H231V161H230ZM230 162H229V163H230ZM48 163H49V162H48ZM50 163H51V162H50ZM54 163H55V162H54ZM56 163H57V162H56ZM68 163H69L68 165H71V166L74 165V164L72 165V163L70 164V162H68ZM76 163H75V164H76ZM98 163H99V161H98ZM98 163H97V164H98ZM106 163H107V162H106ZM106 163H105V164H106ZM110 163H111V162H110ZM112 163H113V162H112ZM127 163H128V162H127ZM142 163H143V162H142ZM177 163H178V162H177ZM177 163H176V164H177ZM188 163H189V162H188ZM192 163H194V162H192ZM205 163H206V162H205ZM205 163H204V164H205ZM236 163H237V162H236ZM243 163H244V162H243ZM58 164H59V162H58ZM58 164H57V165H58ZM84 164H85V163H84ZM86 164H87V163H86ZM99 164H101V163H99ZM118 164H119V161H118ZM129 164H130V163H129ZM138 164H139V162H138ZM202 164H203V163H202ZM210 164H211V163H210ZM210 164H209V165H210ZM218 164H219V163H218ZM234 164H235V163H234ZM53 165H54V164H53ZM53 165H52V166H53ZM55 165H56V164H55ZM57 165H56V166H57ZM76 165H77V164H76ZM79 165H80V164H79ZM82 165H83V164H82ZM88 165H89V164H88ZM95 165H96V164H95ZM102 165H103V164H102ZM109 165H110V164H109ZM112 165H113V164H112ZM119 165H120V164H119ZM119 165H118V167H120ZM123 165H124V164H123ZM163 165H164V164H163ZM180 165H181V164H180ZM205 165H206V164H205ZM205 165H204V166H205ZM213 165H215V164H213ZM40 166H39V167H40ZM60 166H61V165H60ZM71 166H70V168H72ZM74 166H75V165H74ZM74 166H73V167H74ZM99 166H100V165H99ZM114 166H115V164H114ZM131 166H132V165H131ZM168 166H169V165H168ZM173 166H174V165H173ZM183 166H184V165H183ZM195 166H196V165H195ZM195 166H194V167H195ZM235 166H236V165H235ZM11 167H12V168H11ZM53 167H54V166H53ZM61 167H62V166H61ZM61 167H60V169H61ZM91 167H94V165L91 166ZM91 167H90V169H91ZM96 167H97V165H96ZM101 167H102V166H101ZM101 167H100V168H101ZM110 167H111V166H110ZM121 167H122V166H121ZM123 167H124V166H123ZM125 167H127V166H125ZM129 167H130V165H129ZM140 167H142V166H140ZM169 167H170V166H169ZM169 167H168V168H169ZM176 167H178V166H176ZM181 167H182V166H181ZM197 167H198V165H197ZM200 167H201V166H200ZM240 167H242V166H240ZM58 168H59V167H58ZM58 168H57V169H58ZM78 168H79V167H78ZM85 168H86V167H85ZM102 168H103V167H102ZM111 168H112V167H111ZM130 168H131V167H130ZM178 168H179V167H178ZM183 168H185V167H183ZM186 168H187V167H186ZM201 168H202V167H201ZM206 168H207V167H206ZM214 168H215V167H214ZM218 168H219V167H218ZM68 169H69V168H68ZM76 169H77V168L75 167L74 170H76ZM79 169H80V168H79ZM83 169H84V168H83ZM83 169H82V170H83ZM115 169H117V168H115ZM119 169H120V168H119ZM119 169H118V170H119ZM142 169H143V168H142ZM162 169H163V168H162ZM191 169H192V168H191ZM199 169H200V168H199ZM203 169H204V168H203ZM243 169H244V168H243ZM10 170H11L12 172H11V173H8ZM54 170H56V168H55ZM63 170H64V167H63V169H62L61 171H63ZM66 170H67V166H66ZM86 170H88V168H87ZM92 170H94V169H92ZM120 170H121V169H120ZM123 170H124V168H122V171H123ZM128 170H129V169H128ZM176 170H178V169L176 168ZM176 170H175V171H176ZM180 170H181V169H180ZM207 170H208V168H207ZM219 170H220V169H219ZM237 170H238V169H237ZM18 171H17V172H18ZM58 171H59V169H58ZM61 171H59V172H61ZM77 171H79V170H77ZM77 171H75V172H77ZM97 171H99V170H97ZM106 171H107V172H110V171H108V169H107ZM124 171H125V170H124ZM124 171H123V173H124ZM132 171H133V170H132ZM136 171H137V170H135V172H136ZM146 171H147V170H146ZM166 171H167V170H166ZM169 171H170V170H169ZM169 171H167V172H169ZM175 171H174V172H175ZM187 171H188V170H187ZM187 171H186L185 173H187ZM189 171H190V170H189ZM198 171H199V170H198ZM223 171H224V170H223ZM17 172H15L14 175H16ZM38 172H39V171H38ZM53 172H54V171H53ZM59 172H58V173H59ZM68 172L70 173V171H67V172L65 173V170H64V173H65L66 175L69 174ZM72 172H73V168H72ZM75 172H74V173H75ZM83 172H84V171H83ZM95 172H96V170H95ZM100 172H101V171H100ZM107 172H106V173H107ZM114 172H115V170H114ZM117 172H118V171H117ZM119 172H121V171H119ZM126 172H127V171H126ZM130 172H131V171H130ZM137 172H138V171H137ZM227 172H228V171H227ZM234 172H236V170H235ZM240 172H241V171H240ZM245 172H246V171H245ZM245 172H244V173H245ZM41 173L43 174V172H41ZM48 173H50V172H48ZM67 173H68V174H67ZM77 173H78V172H77ZM85 173H86V172H85ZM92 173H93V172H92ZM92 173H91V174H92ZM97 173H98V172H97ZM104 173H105V172H104ZM128 173H129V172H128ZM165 173H166V172H165ZM179 173H180V172H179ZM189 173H190V172H189ZM198 173H199V172H197V174H198ZM206 173H207V171H206ZM208 173H209V172H208ZM208 173H207V174H208ZM215 173H216V172H215ZM222 173H224V172H222ZM25 174H23V176H25ZM56 174H57V173H56ZM60 174H61V173H60ZM62 174H63V172H62ZM80 174H81V173H80ZM80 174L78 173L79 176H80ZM102 174H103V173H101V175H102ZM107 174H108V173H107ZM112 174H113V171H112ZM116 174H117V173H116ZM116 174H114V175H116ZM125 174H126V173H125ZM169 174H171V173H169ZM218 174H219V173H218ZM229 174H230V173H229ZM47 175H48V174H47ZM52 175H53V174H52ZM66 175H65V176H66ZM70 175L72 176V174H70ZM75 175L77 176V174H75ZM83 175H84V174H83ZM88 175H89V172H88ZM96 175H97V174H96ZM103 175H104V174H103ZM126 175H128V174H126ZM126 175H125L124 177H128V176H126ZM130 175H131V174H130ZM130 175H129V177H130ZM132 175H133V173H132ZM136 175H137V174H136ZM174 175H176V174H174ZM179 175H180V174H179ZM185 175H186V174H185ZM198 175H199V174H198ZM211 175H212V174H211ZM240 175H241V174H240ZM16 176H17V175H16ZM16 176H15L14 180H17L18 177H16ZM38 176H40V175H38ZM44 176H46V175L44 174ZM55 176L58 177L59 175H58V176L55 175ZM55 176H54V177H55ZM65 176H64V177L62 176V177H63V178L61 177L62 179L59 178V177H60V176H59L58 179L63 180V179L65 178ZM68 176H69V175H68ZM71 176H70V177H66V178H69V180H71V181H72V180L75 181L74 179H76V178L79 179L78 176L75 177V178H73V179H70ZM73 176H74V175H73ZM73 176H72V177H73ZM91 176H92V175H91ZM98 176H99V175H98ZM98 176H97V177H98ZM109 176L111 177V175H109ZM117 176H118V175H117ZM119 176H121V175L119 174ZM119 176H118V177H119ZM166 176H167V175H166ZM180 176H181V175H180ZM186 176H187V175H186ZM222 176H223V175H222ZM225 176H226V175H225ZM13 177H14V176H13ZM13 177H12V178H13ZM27 177H26V178H27ZM40 177H41V176H40ZM54 177H53V178H54ZM81 177H82V175H81ZM85 177H86V175H85ZM94 177H95V176H94ZM100 177H101V176H100ZM104 177H105V176H104ZM122 177H123V176H121V179H122ZM124 177H123V178H124ZM129 177H128V178H129ZM133 177H135V176H133ZM137 177H138V176H137ZM139 177H140V176H139ZM168 177H169V176H168ZM187 177H188V176H187ZM213 177L216 178L217 176H216V177L213 176ZM218 177H219V176H218ZM220 177H221V176H220ZM230 177H231V176H230ZM236 177H237V176H236ZM245 177H246V176H245ZM3 178H4V179L6 178L7 180L5 179V181H4V180H2ZM22 178H23V177H22ZM36 178H37V176H36ZM49 178H50V177H49ZM87 178H88V177H87ZM101 178H103V177H101ZM114 178H115V177H114ZM119 178H120V177H119ZM197 178H200V177H197ZM210 178H211V177H210ZM228 178H229V177H228ZM232 178H234V177H232ZM232 178H230V181H231ZM29 179H28V180H29ZM40 179H41V178H40ZM56 179H57V178H56ZM94 179H95V182H96V178H94ZM116 179H117V177H116ZM134 179H136V178H134ZM170 179H171V178H170ZM176 179H177V178H176ZM203 179H204V178H203ZM203 179H202V180H203ZM223 179H224V178H223ZM226 179H227V178H226ZM236 179H237V178H236ZM242 179H244V177H242ZM12 180H13V179H12ZM24 180H25V179H24ZM24 180H23V181H24ZM36 180H37V179H36ZM41 180H42V179H41ZM48 180H49V179H48ZM54 180H55V179H54ZM64 180H65V179H64ZM69 180H68V181H69ZM81 180H83V178H82ZM89 180H90V179H89ZM103 180H104V178H103ZM105 180H107V179H105ZM108 180H109V179H108ZM108 180H107V181H108ZM114 180H115V179H114ZM118 180H119V179H118ZM118 180H117V182H118ZM129 180H131V179H128V181H129ZM140 180H141V179H140ZM164 180H165V179H164ZM184 180H185V179H184ZM187 180L189 181V179H187ZM199 180H200V179H199ZM209 180H211V179H209ZM224 180H225V179H224ZM224 180H223V181H224ZM233 180H234V179H233ZM233 180H232V181H233ZM237 180H238V179H237ZM51 181H52V180H51ZM58 181H59V180H58ZM58 181H57V182H58ZM66 181H67V180H66ZM66 181H65V182H66ZM124 181H126V180H124ZM173 181H174V179H173ZM219 181H220V180H219ZM223 181H222V182H223ZM234 181H235V180H234ZM239 181H240V180H239ZM244 181H245V180H244ZM10 182H11V180H10ZM10 182H9V183H10ZM12 182H13V181H12ZM25 182H26V181H25ZM25 182H24V183H25ZM29 182H31V181H29ZM39 182H40V181H39ZM79 182H81V181L79 180ZM109 182H110V181H109ZM117 182H116V183H117ZM139 182H140V181H139ZM159 182H160V181H159ZM178 182H179V181H178ZM210 182H211V181H210ZM214 182H215V181H214ZM4 183H3V185H1V187H5V186H6ZM18 183H20V182H18ZM31 183H33V182H31ZM35 183H36V182H35ZM37 183H38V182H37ZM44 183H45V182H44ZM55 183H56V181H55ZM61 183H62V182H61ZM66 183H67V182H66ZM71 183H72V182H71ZM76 183H77V182H76ZM82 183H84V182H82ZM112 183H113V182H112ZM112 183H111V184H112ZM114 183H115V182H114ZM116 183H115V184H116ZM122 183H123V182L120 183L122 186L125 185V184H122ZM135 183H136V182H135ZM137 183H138V182H137ZM165 183H166V182H165ZM186 183H187V182H186ZM208 183H209V182H208ZM208 183H207V184H208ZM235 183H236V182H235ZM235 183H234V184H235ZM242 183H243V181H242ZM11 184L13 185V183H11ZM27 184H28V183H27ZM33 184H34V183H33ZM62 184H63V183H62ZM64 184H65V183H64ZM77 184H78V183H77ZM111 184H110L109 186H111ZM138 184H139V183H138ZM151 184H153V183H151ZM180 184H181V183H180ZM191 184H192V182L190 183V185H191ZM196 184H197V183H196ZM204 184H205V183H204ZM211 184H213V183H211ZM211 184H210V185H211ZM220 184H221V183H220ZM224 184H225V183H224ZM226 184H227V183H226ZM25 185H26V183H25ZM28 185H29V184H28ZM30 185H31V184H30ZM72 185H73V184H72ZM74 185H76V184H74ZM78 185H80V184H78ZM89 185H90V184H89ZM89 185H88V186H89ZM133 185H134V184H133ZM135 185H136V184H135ZM146 185H147V184H146ZM153 185H154V184H153ZM173 185H175V184H173ZM187 185H188V183H187ZM197 185H198V184H197ZM210 185H209V187H212V186H210ZM213 185H217V183H216V184H213ZM10 186H11V185H10ZM10 186H8V187H10ZM14 186H16V185H14ZM33 186H34V185H33ZM35 186H36V185H35ZM48 186H49V185H48ZM64 186H65V185H64ZM67 186H68V185H67ZM88 186H87V187H88ZM90 186H93V184L90 185ZM103 186H104V183H103ZM103 186H102V187H103ZM112 186H113V188H117V189H118V186H117V187H114V185H112ZM136 186H137V185H136ZM183 186H184V185H183ZM198 186H199V185H198ZM219 186H220V185H219ZM238 186H239V185H238ZM244 186H245V185H244ZM1 187H0V189H1ZM37 187H38V186H37ZM59 187H60V186H59ZM62 187H63V185H62ZM71 187H72V186H71ZM102 187H101V188H102ZM104 187H105V186H104ZM119 187H121V186L119 185ZM125 187H126V186H125ZM125 187H123V188L125 189ZM154 187H155V186H153V188H154ZM178 187H179V186H178ZM181 187H182V186H181ZM184 187H185V186H184ZM186 187H187V186H186ZM220 187H221V186H220ZM222 187H223V186H222ZM222 187H221V188H222ZM224 187H225V186H224ZM241 187H242V185H241ZM5 188H6V187H5ZM15 188H16V187H14V189H15ZM18 188H20V186H19ZM24 188H25V186H24ZM24 188H23V189H24ZM26 188H29V187H26ZM31 188H32V187H31ZM51 188H52V187H51ZM54 188H55V187H54ZM54 188H53V189H54ZM72 188L74 189V187H72ZM82 188H83V187H82ZM82 188H80V190H82ZM84 188H85V187H84ZM84 188H83V191L86 189V188H85V189H84ZM92 188H93V187H92ZM94 188H95V186H94ZM126 188H127V187H126ZM176 188H177V187H176ZM187 188H188V187H187ZM191 188H192V187H191ZM213 188H214V187H213ZM242 188H243V187H242ZM7 189H8V188H7ZM21 189H22V188H21ZM29 189H30V188H29ZM33 189H34V188H33ZM75 189H76V188H75ZM88 189H89V188H88ZM88 189H86V190H88ZM105 189H107V190L109 191L110 187H109V189H108V188H105ZM105 189H104V190H105ZM111 189H112V188H111ZM111 189H110V190H111ZM119 189H121V188H119ZM135 189H136V188H135ZM135 189H134V190H135ZM139 189H141V188H138V191H139ZM145 189H146V188H145ZM154 189H155V188H154ZM173 189H174V187H173ZM183 189L186 190V188H183ZM195 189H196V187H195ZM197 189H198V188H197ZM203 189H204V187H203ZM208 189H209V188H208ZM215 189H216V187L214 188V191H215ZM218 189H219V188H218ZM226 189H227V188H226ZM226 189H225V190H226ZM231 189H232V188H231ZM11 190H12V189H11ZM35 190H36V188H35ZM49 190H51V189H49ZM93 190H95V189H93ZM93 190H91V192H93ZM130 190H131V189H130ZM134 190H133V191H134ZM136 190H137V189H136ZM189 190H190V189H189ZM212 190H213V189H212ZM228 190H229V189H228ZM8 191H9V190H8ZM8 191H7V192H8ZM37 191H38V190H37ZM52 191H53V190H52ZM57 191H58V189H57ZM57 191H56V192H57ZM72 191H73V190H72ZM97 191H98V190H97ZM108 191H107V192H108ZM111 191H112V190H111ZM171 191H173V190L171 189ZM178 191H179V189H178ZM186 191H187V190H186ZM193 191H195V190H193ZM200 191H201V190H200ZM200 191H199V192H200ZM218 191H219V190H218ZM218 191H216V192H218ZM226 191H227V190H226ZM232 191H233V190H232ZM1 192H2V191H1ZM18 192H19V190H18ZM25 192H26V191H25ZM25 192H24V193H25ZM30 192H32V191L30 190ZM30 192H29V193H30ZM38 192H39V191H38ZM81 192H82V191H81ZM81 192H80V193H81ZM84 192H85V191H84ZM89 192H90V191H89ZM95 192H96V191H95ZM128 192H129V195H130V191H128ZM135 192H136V191H135ZM140 192H141V191H140ZM145 192H146V191H145ZM145 192H144V193H145ZM159 192H160V191H159ZM166 192H167V191H166ZM173 192H174V191H173ZM189 192H190V191H189ZM202 192H203V191H202ZM208 192H209V191H208ZM210 192H211V191H210ZM227 192H229V191H227ZM14 193H15V192H14ZM16 193H17V191H16ZM54 193H55V192H53L52 195L55 196L56 193H55V194H54ZM62 193H63V192H61V194H62ZM69 193H70V192H69ZM74 193H75V192H74ZM74 193H73V194H74ZM97 193H98V192H97ZM108 193H109V192H108ZM112 193H114V192H112ZM121 193H122V192H121ZM132 193H133V192H132ZM138 193H139V192H137V194L135 195V196H136L135 199H134V197H133V196H134V194H133L132 197H133L134 200H137V199H140V198H141V197H140V198H139V197L137 198ZM182 193H183V192H182ZM212 193H213V192H212ZM221 193H222V192H221ZM225 193H226V192H225ZM229 193H230V192H229ZM238 193H239V192H238ZM26 194H27V193H26ZM30 194H31V193H30ZM32 194H33V193H32ZM59 194H60V193H59ZM66 194H67V193H66ZM75 194H76V193H75ZM87 194H88V193H87ZM87 194H86V195H87ZM95 194H96V193H95ZM119 194H120V193H119ZM122 194H123V193H122ZM127 194H128V193H127ZM127 194H125V195H123V196L125 197ZM169 194H170V193H169ZM173 194H174V193H173ZM198 194H200V193H198ZM207 194H208V193H207ZM227 194H228V193H227ZM1 195H2V194H1ZM3 195H4V194H3ZM3 195H2V196H3ZM5 195H6V194H5ZM19 195H21L20 192H19ZM22 195H23V193H22ZM22 195H21V196H22ZM27 195H29V194H27ZM36 195H37V194H36ZM36 195H35V196H36ZM48 195H49V194H48ZM77 195H78V194H77ZM86 195H85V197H86ZM89 195H91V194H89ZM93 195H94V194H93ZM105 195L107 196V193H105ZM108 195H109V194H108ZM110 195H112V194L110 193ZM110 195H109V196H110ZM115 195H117V194H116V191H115ZM157 195H158V194H157ZM171 195H172V193H171ZM171 195H170V196H171ZM178 195H179V194H178ZM178 195H177V196H178ZM183 195H184V194H183ZM190 195H191V194H190ZM195 195H196V194H195ZM219 195H221V194H219ZM57 196H59V195H57ZM70 196H71V195H70ZM99 196L101 197L100 194H99ZM99 196H98V197H99ZM102 196H104V195H102ZM123 196H120V197L123 198ZM138 196H139V195H138ZM140 196H141V193H140ZM144 196H145V195H144ZM149 196H150V195H149ZM177 196H176V197H177ZM185 196H186V195H185ZM203 196H204V195H203ZM206 196H207V195H206ZM225 196H226V194H225ZM243 196H244V194H243ZM3 197H4V196H3ZM22 197H23V196H22ZM36 197H37V196H36ZM60 197H61V196H60ZM68 197H69V196H68ZM73 197H74V196H73ZM78 197H79V196H78ZM83 197H84V196H83ZM100 197H99L98 199H101V198H102V197H101V198H100ZM130 197H131V196H130ZM146 197H147V196H146ZM165 197H166V196H165ZM181 197H183V196H181ZM220 197H221V196H220ZM6 198H7V197H6ZM20 198H21V197H20ZM24 198H25V200L27 199L25 196H24ZM69 198H70V197H69ZM71 198H72V197H71ZM74 198H76V197H74ZM87 198H88V197H87ZM92 198H94V197H92ZM92 198H91V199H92ZM95 198H96V197H95ZM106 198H107V197H106ZM106 198H105V196H104V199H103V200H106ZM111 198H112V197H111ZM113 198H114V197H113ZM121 198H120V199H121ZM128 198H129V196H128ZM173 198H174V197H173ZM173 198L171 199V201H174ZM188 198H190V197H188ZM204 198H205V197H204ZM221 198H222V197H221ZM221 198H219V199H221ZM226 198H227V196H226ZM8 199H9V198H8ZM8 199H7V200H8ZM13 199H14V198H13ZM16 199H17V197H16ZM30 199H31V198L27 199L26 201H28V200H30ZM50 199H51V198H50ZM52 199H53V196H52ZM56 199H57V198H56ZM58 199H59V198H58ZM62 199H64V198H62ZM77 199H78V198H77ZM98 199H97V200H98ZM108 199H109V198H107V200H108ZM123 199H124V198H123ZM142 199H143V198H142ZM142 199H141V200H142ZM191 199H192V198H191ZM200 199H201V198H200ZM200 199H199V200H200ZM206 199H207V198H206ZM215 199H216V197H215ZM232 199H235V198H232ZM3 200H5V199H3ZM11 200H12V199H11ZM25 200H23V201H25ZM32 200H33V202H35L36 199H35V200L32 199ZM53 200H54V199H53ZM59 200H60V199H59ZM68 200H69V199H68ZM78 200H80V198H79ZM114 200H115V199H114ZM121 200H122V199H121ZM124 200H125V199H124ZM124 200H123V201H124ZM126 200H127V199H126ZM128 200H129V199H128ZM134 200H133L132 203H134ZM150 200H151V199H150ZM161 200H162V199H161ZM163 200H164V199H163ZM223 200H224V199H223ZM238 200H239V199H238ZM238 200H237V201H238ZM243 200H244V199H242V201H243ZM9 201H10V200H9ZM9 201H8V202H9ZM18 201H19V200H18ZM21 201H22V200H21ZM21 201H19V202H21ZM92 201H93V200H92ZM112 201H113V199H112ZM143 201H144V200H143ZM146 201H147V200H146ZM148 201H149V200H148ZM171 201H170V203H172ZM179 201H180V200H179ZM226 201H227V200H226ZM226 201H225V202H226ZM229 201H230V200H229ZM239 201H240V200H239ZM3 202H4V201H3ZM19 202H18V203H19ZM84 202H85V201H84ZM108 202H109V200H108ZM135 202H136V201H135ZM174 202H175V201H174ZM174 202H173V203H174ZM177 202H178V201H177ZM177 202H176V203H177ZM181 202H182V201H181ZM181 202H180V203H181ZM192 202H193V201H192ZM192 202H191V203H192ZM227 202H228V201H227ZM240 202H241V201H240ZM0 203H1V201H0ZM5 203H6V201H5L4 204H3L4 207H5ZM13 203H14V202H13ZM18 203H17V204H18ZM23 203H25V202H23ZM28 203H30V202H27V204H28ZM31 203H32V202H31ZM57 203H58V202H57ZM80 203H81V205H82L83 202H79V204H80ZM99 203H100V202H99ZM104 203H105V202H104ZM119 203H120V202H119ZM126 203H127V202H126ZM132 203H129V204H132ZM145 203H146V202H145ZM166 203H167V202H166ZM182 203H183V202H182ZM186 203H187V202H186ZM189 203H190V202H189ZM202 203H203V201H202ZM35 204H36V203H35ZM35 204H34V205H35ZM79 204H78V205H79ZM88 204H89V202H88ZM88 204H87V205H88ZM90 204H92V203H90ZM97 204H98V203H97ZM102 204H103V203H102ZM123 204H124V203H123ZM135 204H136V203H135ZM137 204H138V202H137ZM137 204H136V205H137ZM164 204H165V203H164ZM164 204H163V205H164ZM174 204H175V203H174ZM184 204H185V203H184ZM184 204H182V205H184ZM193 204H194V203H192V204H190V205L192 206ZM196 204H197V203H196ZM227 204H228V203H227ZM7 205H8V204H7ZM19 205H21V203H19ZM25 205H26V204H25ZM28 205H29V204H28ZM28 205H26L27 208H29ZM30 205H31V204H30ZM34 205H33V207L35 208ZM87 205H86V206H87ZM94 205H95V204H94ZM126 205H127V204H126ZM142 205H143V203H142ZM172 205H173V204H172ZM178 205H179V204H178ZM208 205H209V204H208ZM228 205H229V204H228ZM228 205H227V206H228ZM0 206H2V204H1ZM10 206H11V205H10ZM22 206H23V205H22ZM82 206H83V205H82ZM82 206H80V207L78 206V207L81 208V210H85V209H83V208H85V207H82ZM89 206H91V205H88V207H89ZM98 206H100V204H99ZM98 206H97V207H98ZM103 206H104V205H103ZM105 206H106V205H105ZM112 206H113V205H112ZM112 206H111V207H112ZM118 206H119V205H118ZM123 206H124V205H123ZM139 206H141V204L138 205V207H139ZM143 206L145 207V205H143ZM143 206H142V208H143ZM174 206H175V205H174ZM197 206H198V205H197ZM205 206H206V205H205ZM217 206H218V204H217ZM219 206H220V205H219ZM225 206H226V205H225ZM239 206H240V204H239ZM242 206H243V205H242ZM244 206H245V205H244ZM23 207H24V206H23ZM75 207H76V206H75ZM111 207H110V208H111ZM115 207H116V206H115ZM115 207H114V208H115ZM119 207L122 208V206H119ZM124 207H125V206H124ZM127 207H128V206H127ZM130 207H131V206H130ZM146 207H147V206H146ZM163 207H164V206H163ZM167 207H168V208H167ZM167 207H166V208L169 210V207H170V206H168V204H167ZM177 207H178V206H177ZM201 207H202V206H201ZM201 207H200V208H201ZM221 207H222V206H221ZM232 207H233V205H232ZM235 207H236V206H235ZM240 207H241V206H240ZM13 208H14V207H13ZM13 208H12V209H13ZM18 208H19V206H18ZM18 208H17V209H18ZM25 208H26V207H25ZM27 208H26V209H27ZM37 208H39V207H37ZM86 208H87V207H86ZM89 208H91V207H89ZM94 208H95V206H94ZM106 208H107V207H106ZM117 208H118V207H117ZM117 208H116V209H117ZM125 208H126V207H125ZM128 208H129V207H128ZM128 208H127V209H128ZM135 208H136V207H135ZM135 208H133V209H135ZM139 208H140V207H139ZM139 208H138V209H139ZM166 208H165V209H166ZM170 208H171V207H170ZM175 208H176V207H175ZM202 208H203V207H202ZM204 208H205V207H204ZM207 208H208V207H207ZM210 208H212V205H211ZM223 208H224V207H223ZM230 208H231V206H230ZM230 208H229V209H230ZM236 208H237V207H236ZM3 209H4V208H3ZM3 209H1V211H2ZM7 209H8V208H7ZM17 209H16V211H18ZM29 209H31V207H30ZM39 209H40V208H39ZM60 209H61V208H60ZM76 209H78V208H76ZM146 209H147V208H146ZM148 209H149V208H148ZM163 209H164V208H163ZM165 209H164V210H165ZM205 209H206V208H205ZM14 210H15V209H14ZM14 210H12V211H14ZM51 210H52V209H51ZM57 210H58V209H57ZM95 210H96V209H95ZM97 210L99 211L100 208L97 209ZM97 210H96V211H97ZM102 210H103V209H102ZM113 210H114V209H113ZM121 210H122V209H121ZM130 210H131V209H130ZM140 210H141V209H140ZM140 210H139V211H140ZM164 210H163V211H164ZM175 210H176V209H175ZM198 210H199V209H198ZM212 210H213V209H212ZM215 210H216V209H215ZM224 210H225V209H224ZM224 210H223V212H224ZM1 211H0V212H1ZM20 211H21V210H20ZM23 211H24V210H23ZM78 211H79V210H77V212H78ZM85 211H86V210H85ZM85 211H84V212H85ZM106 211H107V210H106ZM143 211H144V210H143ZM143 211L141 212V214L143 213ZM145 211H146V210H145ZM158 211H159V208H158ZM177 211L179 212V209H178ZM183 211H184V210H183ZM187 211H189V210H187ZM219 211H220V208H219ZM225 211H226V210H225ZM228 211H229V210H228ZM234 211H236V210H234ZM241 211H242V210H241ZM244 211H245V210H244ZM7 212H8V211H7ZM24 212H25V211H24ZM33 212H34V211H33ZM58 212H59V211H58ZM71 212H72V211H71ZM79 212H80V211H79ZM82 212H83V211H82ZM84 212H83V213H84ZM90 212H91V210L88 211V213H90ZM92 212H94V211L92 210ZM92 212H91V213H92ZM103 212H104V211H103ZM116 212H117V211H116ZM120 212H121V211H120ZM123 212H124V209H123ZM125 212H126V211H125ZM149 212H150V211H149ZM153 212H154V211H153ZM165 212H166V210H165ZM170 212H171V210H170ZM170 212H169V213L167 212V213L170 214ZM191 212H192V211H191ZM199 212H200V210H199ZM201 212H204V211H201ZM221 212H222V211H221ZM2 213H4V212H2ZM14 213L16 214V212H14ZM18 213H20V212L18 211ZM21 213H22V212H21ZM29 213H31V211H30ZM29 213H28V215L26 214L25 217H23L24 214L21 216V218L23 217L25 220H27V222H26L23 218L20 219L19 216H16V218L19 219V220L16 219V220H17V223L14 222V221H13V222L16 223L17 225L19 224L18 226H20L24 221H25L26 223H28V220H31V218H32V215L29 214ZM36 213H37V212H36ZM53 213H54V212H53ZM74 213L77 214L76 211H75ZM85 213H87V211H86ZM88 213H87V215H88ZM91 213H90V214H91ZM99 213H100V212H99ZM101 213H102V211H101ZM134 213H135V212H134ZM155 213L157 214V212H155ZM179 213H181V212H179ZM212 213H213V212H212ZM234 213H235V212H234ZM236 213H237V212H236ZM55 214H57V213L55 212L54 215H55ZM81 214H82V213H81ZM96 214H97V213H96ZM121 214H122V213H121ZM131 214H132V211H131ZM139 214H140V213H139ZM141 214H140L139 216H141ZM147 214H148V213H147ZM195 214H196V213H195ZM205 214H206V213H205ZM214 214H215V213H214ZM214 214H213V215H214ZM219 214H220V213H219ZM221 214H223V213H221ZM237 214H238V213H237ZM17 215H18V214H17ZM20 215H21V214H20ZM35 215H36V214H34V216H35ZM37 215H38V214H37ZM79 215H80V214H79ZM87 215H86V216H87ZM93 215H94V213H93ZM93 215H92V216H93ZM158 215H159V214H158ZM158 215H157V216H158ZM208 215H209V214H208ZM223 215H224V214H223ZM223 215H222V216H223ZM238 215H239V214H238ZM4 216H5V215H4ZM11 216H12V215H11ZM76 216H77V215H76ZM81 216H82V215H81ZM81 216H79V217L82 218ZM83 216H84V215H83ZM88 216H89V215H88ZM95 216H96V215H95ZM101 216H104V215H101ZM111 216H112V214H111ZM125 216H126V215H125ZM134 216H135V215H134ZM155 216H156V215H155ZM155 216H154V217H155ZM169 216L171 217V215H169ZM174 216H175V215H174ZM174 216H173V217H174ZM178 216H179V215H178ZM182 216H183V215H182ZM186 216H187V215H186ZM190 216H191V215H190ZM192 216H193V215H192ZM196 216H197V214H196ZM199 216H200V215H199ZM224 216H225V215H224ZM240 216H241V214H240ZM12 217H13V216H12ZM37 217H38V216H37ZM77 217H78V216H77ZM79 217H78V218H79ZM84 217H85V216H84ZM89 217H90V216H89ZM97 217H98L99 219H101V217H99V216H97ZM123 217H124V216H123ZM123 217H122V218H123ZM127 217H128V216H127ZM132 217H133V215H132ZM161 217H162V216H161ZM165 217H166V215H165ZM167 217H168V216H167ZM167 217H166V219H167ZM170 217H169V218H170ZM204 217H206V216H204ZM211 217H212V216H211ZM216 217H217V216H216ZM220 217H221V216H220ZM241 217H242V216H241ZM241 217H240V219H241ZM1 218H2V217H1ZM116 218H117V217L112 218V219H116ZM118 218H121V217H118ZM130 218H131V217H130ZM146 218H147V217H146ZM150 218H151V217H150ZM176 218H178V217H176ZM176 218H175V219H176ZM236 218H237V217H236ZM236 218H235V219H236ZM243 218H244V216H243ZM32 219H33V218H32ZM87 219H90V218L87 217ZM93 219H95V218H93ZM102 219H103V217H102ZM104 219H105V218H104ZM112 219H111V220H112ZM128 219H129V218H128ZM153 219H156V218H153ZM158 219H159V217H158ZM179 219H180V218H179ZM184 219H185V218H184ZM244 219H245V218H244ZM4 220H5V219H3L2 221H4ZM6 220H7V218H6ZM10 220H11V219H10ZM12 220H13V219H12ZM16 220H15V221H16ZM23 220H24V221H23ZM34 220H35V219H33V220H31V221L35 222ZM36 220H37V219H36ZM76 220H77V219H76ZM76 220H75V223H78V222H76ZM78 220H79V219H78ZM91 220H92V219H91ZM109 220H110V219H109ZM111 220H110V221H111ZM121 220H122V219H121ZM133 220H134V219H133ZM140 220H141V219H140ZM143 220H145V219H142V221H143ZM146 220H147V219H146ZM146 220H145V221H146ZM150 220H151V219H150ZM189 220H191V219L189 218ZM7 221H8V225H9L10 223H12V221H10V222H9V220H7ZM7 221H6V222L4 221L5 223L3 222L2 224H6ZM22 221H23V222H22ZM37 221H38V220H37ZM70 221H71V223H72V220H70ZM73 221H74V219H73ZM83 221L85 222V220H83ZM86 221H87V220H86ZM100 221H101V220H100ZM107 221H108V220H107ZM112 221H113V220H112ZM112 221H111V222H112ZM114 221H115V220H114ZM114 221H113V222H114ZM116 221H117L118 224H120V222H123V223H124L123 220H122V221H119V222H118V220H116ZM154 221H155V220H154ZM156 221H157V220H156ZM163 221H164V220H163ZM186 221H187V220H186ZM218 221H219V218H218ZM236 221H237V220H236ZM243 221H244V220H243ZM61 222H62V221H61ZM68 222H69V221H68ZM81 222H82V221H81ZM89 222H91V221H89ZM104 222H105V221H104ZM127 222H128V221H127ZM168 222H170V219H169ZM171 222H172V219H171ZM200 222L202 223V220H201ZM215 222H216V221H215ZM215 222H214V223H215ZM227 222H228V221H227ZM14 223H12V224L14 225ZM20 223H21V224H20ZM35 223H37V222H35ZM58 223H59V222H58ZM87 223H88V222H87ZM95 223H97V222L95 221ZM98 223H99V222H98ZM100 223H101V222H100ZM100 223H99V224H100ZM105 223H106V222H105ZM105 223H104V224H105ZM154 223H155V222H154ZM172 223H173V222H172ZM179 223H180V220H179ZM185 223H186V222H185ZM219 223H220V222H219ZM222 223H223V221H222ZM222 223H221V224H222ZM224 223H225V222H224ZM236 223H237V222H236ZM243 223H244V222H243ZM32 224H34V223H31L30 226H32ZM37 224H38V223H37ZM37 224H36V225H37ZM66 224H67V223H66ZM66 224H65V225H66ZM72 224H73V223H72ZM78 224L81 225V224H80V221H79ZM82 224H85V223L82 222ZM88 224H89V223H88ZM99 224H98V225H99ZM102 224H103V222H102ZM109 224H113V223H110V222H109L108 225H109ZM127 224H128V223H127ZM137 224H138V223H137ZM155 224H156V223H155ZM157 224H158V223H157ZM175 224H176V223H175ZM188 224H189V223H188ZM191 224H192V223H191ZM244 224H246V223H244ZM6 225H7V224H6ZM6 225H5V226H6ZM17 225H16V228H18ZM25 225H27V224H25ZM56 225H57V224H56ZM65 225H64V226H65ZM76 225H77V224H76ZM76 225L74 224V227H76ZM100 225H101V224H100ZM115 225H116V224H115ZM123 225H124V224H123ZM129 225H130V224H129ZM178 225H179V224H178ZM215 225H216V224H215ZM217 225L219 226V224H217ZM217 225H216V226H217ZM21 226H23V225H21ZM28 226H29V225H28ZM30 226H29V227H30ZM71 226H72V225H71ZM91 226H92V224H91ZM95 226H96V225H95ZM113 226H114V225H113ZM154 226H155V225H154ZM167 226H168V225H167ZM183 226H184V225H183ZM183 226H182V227H183ZM192 226H193V225H192ZM206 226L208 227V225H206ZM228 226H229V225H228ZM6 227H7V226H6ZM11 227H12V226H11ZM56 227H57V226H56ZM61 227H62V225H61ZM81 227H82V225L79 226V228H81ZM85 227H86V225L84 226V229L86 230ZM89 227H90V226H89ZM100 227H101V226H100ZM104 227H105V226H104ZM110 227H111V225H110ZM116 227H117V226H116ZM119 227H120V226H119ZM126 227H127V226H126ZM220 227H222V226H220ZM220 227H219V228H220ZM224 227H225V225H224ZM229 227H230V226H229ZM241 227H242V225H241ZM4 228H5V227H4ZM12 228H13V227H12ZM54 228H55V227H54ZM54 228H53V229H54ZM63 228H64V227H63ZM98 228H99V227H98ZM120 228H122V227H120ZM120 228H119V230H120ZM128 228H129V227H127V229H128ZM133 228H134V227H133ZM159 228H160V227H159ZM209 228H210V227H209ZM214 228H215V227H214ZM237 228H239V227H237ZM244 228H245V227H244ZM8 229H9V231H10V228H8ZM22 229L25 230V228L22 227V228H21V232H18V233L23 234V233H22ZM27 229H29V228H27V226H26V230H27ZM42 229H43V228H42ZM82 229H83V228H82ZM108 229H109V228H107V230H108ZM124 229H125V227H124ZM129 229H130V228H129ZM129 229H128V230H129ZM163 229H164V228H163ZM176 229H177V227H176ZM199 229H200V228H199ZM202 229H204V228H201V230H202ZM223 229H224V228H223ZM1 230H2V229H1ZM11 230H14V229H11ZM17 230H20V229H17ZM26 230H25V232H24V233H25L24 236H25V237H26V236L28 237V235H30L29 231H30L31 229H29V231H28V230L26 231ZM55 230H56V229H55ZM92 230H93V229H90L91 232H92ZM95 230H96V229H95ZM107 230H106V231H107ZM122 230H123V229H122ZM164 230H165V229H164ZM184 230H185V229H184ZM192 230H193V229H192ZM213 230H214V229H213ZM225 230H227V229H225ZM243 230L245 231V229H243ZM4 231H5V230H4ZM6 231H7V228H6ZM35 231H36V230H35ZM35 231L33 230V232H35ZM43 231H44V230H43ZM45 231H47V230H45ZM97 231L99 232L100 229L97 230ZM109 231H110V230H109ZM114 231H115V230H114ZM125 231H126V230H125ZM138 231H139V230H138ZM167 231H168V229H167ZM194 231H195V230H194ZM209 231H210V230H209ZM216 231H217V230H216ZM216 231H215V232H216ZM218 231H219V230H218ZM220 231H221V230H220ZM220 231H219V232H220ZM236 231H237V230H236ZM2 232H3V231H2ZM7 232H8V231H7ZM33 232H32V233H33ZM95 232H96V231H95ZM102 232H103V231H102ZM121 232H123V231H121ZM127 232H128V231H127ZM133 232H134V231H133ZM163 232H164V231H163ZM171 232H172V231H171ZM182 232H183V231H182ZM184 232H185V231H184ZM191 232H192V231H191ZM202 232H203V231H202ZM210 232H211V231H210ZM228 232H229V231H228ZM230 232H231V231H230ZM0 233H1V232H0ZM9 233H10V232H9ZM14 233H15V232H14ZM14 233H13V234H14ZM18 233H16V234H18ZM28 233H29V234H28ZM38 233H39V231H38ZM38 233H37V234H38ZM40 233H41V230H40ZM42 233H43V232H42ZM44 233H45V232H44ZM47 233H48V232H47ZM50 233H51V232H50ZM52 233H54V232H52ZM81 233H82V232H81ZM129 233H130V232H129ZM129 233H128V234H129ZM138 233H139V232H138ZM138 233H137V234H138ZM177 233H178V232H176V234H177ZM196 233H198V232H196ZM217 233H218V232H217ZM224 233H226V232L223 231L222 234H224ZM231 233H232V232H231ZM236 233H237V232H236ZM6 234H7V233H6ZM34 234H35V233H34ZM37 234H35V235H37ZM45 234H46V233H45ZM83 234H84V233H83ZM87 234H88V233H87ZM96 234H97V233H96ZM103 234H104V233H103ZM111 234H112V233H111ZM179 234H180V233H179ZM212 234H213V233H212ZM219 234H220V233H219ZM240 234H241V233H240ZM32 235H33V234H31L30 236H32ZM38 235H39V234H38ZM41 235H42V234H41ZM52 235H53V234H52ZM121 235H122V234H121ZM125 235H126V234H125ZM129 235H130V234H129ZM129 235H128V236H129ZM138 235H139V234H138ZM180 235H181V234H180ZM196 235H197V234H196ZM217 235H218V234H217ZM225 235H226V234H225ZM228 235H229V234H228ZM228 235H227V236H228ZM3 236H4V235L1 234V237L3 238L2 242H1L2 245H3V241H4V237H3ZM10 236H15V234H14V235H10ZM17 236L20 238L21 235L19 236V234H18ZM30 236H29V237H30ZM39 236H40V235H39ZM95 236H96V235H95ZM113 236H114V235H113ZM122 236H124V235H122ZM165 236H166V235H165ZM182 236H183V235H182ZM182 236H181V237H182ZM213 236H215V235H213ZM221 236H222V235H221ZM223 236H224V235H223ZM233 236H234V235H233ZM21 237L23 238V235H22ZM27 237H26V238H27ZM32 237H33V236H32ZM37 237H38V236H37ZM37 237H34V238H37ZM96 237H97V236H96ZM96 237H95V238H96ZM106 237H108V236H106ZM125 237H126V236H125ZM130 237H131V235H130ZM166 237H167V236H166ZM200 237H201V236H200ZM207 237H208V236H207ZM207 237H206V238H207ZM224 237H226V236H224ZM229 237H231V236H229ZM235 237H236V236H235ZM8 238H9V237H8ZM8 238H6V236H5V239H8ZM13 238H15V237L10 238V239H12L11 241H14ZM34 238H33V239H34ZM86 238H88V237H86ZM99 238H100V237H99ZM119 238H121V237L119 236ZM123 238H124V237H123ZM134 238H135V237H134ZM212 238H213V237H212ZM216 238H218V236H217ZM226 238H228V237H226ZM10 239L5 240V241H9ZM15 239H16V238H15ZM20 239H21V238H20ZM20 239H19L18 241H20ZM29 239H30V238H27V240H29ZM83 239H84V238H83ZM112 239H113V238H112ZM223 239H225V238H223ZM235 239H236V238H235ZM235 239H234V240H235ZM238 239H239V237H238ZM23 240H25V238H24ZM30 240L32 241V239H30ZM88 240L90 241V239H88ZM97 240H98V238H97ZM105 240H106V239H105ZM110 240H111V239H110ZM175 240H176V238L174 239V241H175ZM187 240H188V239H187ZM198 240H199V239H198ZM200 240H201V238H200ZM207 240H208V239H207ZM212 240H213V239H212ZM218 240H219V238H218ZM230 240H233V239L230 238ZM234 240H233V241H234ZM236 240H237V239H236ZM15 241H16V240H15ZM18 241L16 242L17 244H18ZM31 241H30V242H31ZM33 241H35V240H33ZM71 241H74V240H71ZM81 241H82V240H81ZM83 241H85V240H83ZM101 241H102V240H101ZM116 241H118V240H116ZM119 241H120V240H119ZM122 241H123V240H122V238H121V241H120V242L122 243ZM124 241H125V240H124ZM124 241H123V243H124ZM180 241H181V240H180ZM213 241H214V240H213ZM233 241H232V242H233ZM238 241H239V240H238ZM242 241H243V240H242ZM21 242H22V244H25V242L20 241V243H21ZM26 242H27V241H26ZM30 242L28 241V243H30ZM45 242H46V241H45ZM102 242L104 243V239H103ZM105 242H107V241H105ZM129 242H130V241H129ZM189 242H190V241H189ZM195 242H196V241H195ZM201 242H202V241H201ZM205 242H206V241H205ZM216 242H217V241H216ZM216 242H215V243H216ZM221 242H222V239H221ZM227 242H228V241H227ZM230 242H231V241H230ZM236 242H237V241H236ZM236 242H233V244L236 243ZM8 243H9V242H8ZM16 243L14 242L13 244L17 245ZM34 243H35V245H36V242H34ZM34 243H33V244H34ZM82 243H83V242H82ZM94 243H95V242H94ZM107 243H109V242H107ZM110 243H111V242H110ZM110 243H109V244H110ZM123 243H122V244H123ZM126 243H127V242H126ZM197 243H198V242H197ZM206 243L208 244V242H206ZM4 244H5V243H4ZM30 244H31V243H30ZM76 244H77V243H76ZM97 244H99V241H98ZM112 244H114V243H112ZM119 244H120V243H117V245H119ZM176 244H177V242H176ZM226 244H227V243H226ZM6 245H7V243H6ZM6 245H5V246H6ZM71 245H73V244H71ZM90 245H92V244L90 243ZM115 245H116V244H115ZM117 245H116V247H117ZM201 245H202V244H201ZM228 245H229V242H228ZM230 245H231V244H230ZM234 245H235V244H234ZM239 245H240V244H239ZM0 246H1V244H0ZM8 246H11L10 243H9ZM27 246H29V245H28V244L25 245V247H27ZM32 246H33V245H32ZM32 246H31V247H32ZM94 246H95V245H94ZM97 246H98V245H97ZM100 246H101V244H100ZM122 246H123V245H122ZM124 246H125V244H124ZM127 246H128V245H127ZM131 246H132V242H131ZM136 246H137V245H135V247H136ZM202 246H203V245H202ZM205 246L208 247V245H205ZM205 246H204V247H205ZM224 246H225V245H224ZM236 246H237V245H236ZM241 246H242V244H241ZM14 247H15V246H14ZM14 247H13V248H14ZM17 247H19V245H18ZM17 247H16V248H17ZM21 247L24 248L23 245H21ZM73 247H74V246H73ZM82 247H83V246H82ZM88 247L90 248V246H88ZM88 247H85V248H88ZM104 247H106V246H103L102 248H104ZM107 247H108V246H107ZM111 247H112V245H111ZM113 247H114V246H113ZM120 247H121V246H120ZM137 247H138V246H137ZM192 247H193V246H192ZM197 247H198V246H197ZM0 248L3 249V246H1ZM16 248H14V249H16ZM34 248H36V247H34ZM34 248H32V249H30V250H32V252H34V251H33ZM38 248H39V247H38ZM83 248H84V247H83ZM95 248H96V247H95ZM99 248H101V247H99ZM123 248H125V247H123ZM130 248H131V247H130ZM202 248H203V247H202ZM218 248H219V247H218ZM233 248H234V249H236V248L238 249V246H237L236 248H235V247H233ZM233 248H232V249H233ZM6 249H8V248H5V249H3V250L7 251ZM14 249H13V251H14ZM19 249L21 250V248H19ZM27 249H29V248L22 249V251H20V250H16V253L19 252V254H20V252H21L22 254H24L23 252H25V250H26V252L28 253L30 250H27ZM97 249H98V248H97ZM110 249H111V248H110ZM190 249H191V248H190ZM211 249H212V248H211ZM243 249H244V248H243ZM72 250H73V249H72ZM89 250H90V249H89ZM106 250H107V249H106ZM113 250H115V249L113 248ZM135 250H136V249H135ZM140 250H141V249H140ZM201 250H202V249H201ZM245 250H246V249H245ZM36 251H39V250H36ZM36 251H35V252H36ZM86 251H87V250H86ZM99 251H100V250H99ZM110 251H112V250H110ZM122 251H123V250H122ZM122 251H121V252H122ZM132 251H133V249H132ZM136 251H137V250H136ZM203 251H204V250H203ZM218 251H220V250H218ZM223 251H224V250H223ZM0 252H2V251H0ZM72 252H73V251H72ZM88 252H89V251H88ZM92 252H93V250H92ZM105 252H106V251H105ZM113 252H115V251H113ZM117 252H118V248H117ZM119 252H120V251H119ZM195 252H196V251H195ZM204 252H205V251H204ZM220 252H221V251H220ZM242 252H243V250H242ZM244 252H245V251H244ZM8 253H9V252H8ZM8 253H7V254H8ZM13 253H14V252H13ZM37 253H38V252H37ZM83 253H84V252H83ZM93 253H94V252H93ZM102 253H103V252H102ZM102 253H101V254H102ZM125 253H126V252H125ZM138 253H139V252H138ZM187 253H188V252H187ZM208 253H210V252H208ZM223 253H224V252H223ZM240 253H241V252H240ZM19 254L16 255V254L14 253V255H16L17 258H18V256H19ZM38 254H39V253H38ZM38 254H37V255H38ZM72 254H74V253H72ZM86 254H88V253H86ZM94 254H95V253H94ZM98 254H99V253H98ZM114 254H115V253H114ZM114 254H113V255H114ZM134 254H135V253H134ZM192 254H193V253H192ZM205 254H206V253H205ZM211 254H212V252H211ZM215 254H216V252H215ZM218 254H219V252H218ZM231 254H232V253H231ZM237 254H238V253H237ZM241 254H242V253H241ZM244 254H245V253H244ZM2 255H3V254H2ZM2 255H1V256H2ZM10 255H11V254H10ZM27 255H28V254H27ZM42 255H43V254H42ZM76 255H77V254H76ZM105 255H106V254H105ZM111 255H112V254H111ZM119 255H120V253H119ZM189 255H191V254H189ZM196 255H197V254H196ZM1 256H0V257H1ZM3 256H4V255H3ZM11 256H12V255H11ZM20 256H22V255L20 254ZM20 256H19V257H20ZM29 256H30V255H29ZM32 256H33V255H32ZM44 256H45V255H44ZM73 256H74L73 258H75V255H73ZM120 256H121V255H120ZM137 256H138V255H137ZM205 256H206V255H205ZM225 256H226V255H225ZM16 257H15V258H16ZM35 257H37V256H35ZM42 257H43V256H42ZM45 257H46V256H45ZM85 257H86V256H85ZM114 257H115V255H114ZM133 257H135V256H133ZM191 257H192V256H191ZM226 257H227V256H226ZM230 257H231V256H230ZM230 257H229V258H230ZM239 257H240V256H239ZM241 257H242V256H241ZM3 258H5V257H3ZM17 258H16V259H17ZM66 258H67V257H66ZM69 258H70V257H69ZM88 258H89V256H88ZM106 258H107V256H106ZM193 258H194V257H193ZM204 258H205V257H204ZM217 258H219V257L217 256ZM223 258H224V256H223ZM233 258H234V257H233ZM235 258H236V257H235ZM7 259H8V258H7ZM18 259H19V258H18ZM22 259H23V258L19 259L20 262H21ZM26 259H27V258H26ZM26 259H25V261H27ZM31 259H32V258H31ZM33 259H34V258H33ZM33 259H32V260H33ZM42 259H43V258H42ZM46 259H47V258L43 259L44 262L46 261ZM96 259H97V258H96ZM102 259H103V258H102ZM116 259H117V258H116ZM132 259H133V258H132ZM198 259H199V258H198ZM205 259H206V258H205ZM227 259H228V258H227ZM240 259H241V258H240ZM240 259H239V260H240ZM243 259H244V258H243ZM5 260H6V259H5ZM14 260H15V259H14ZM40 260H41V259H40ZM66 260H68V258H67ZM72 260H73V259H72ZM97 260H98V259H97ZM113 260H115V259H113ZM215 260H216V259H215ZM229 260H230V259H229ZM232 260H233V259H232ZM30 261H31V260H30ZM70 261H71V260H70ZM74 261H75V260H74ZM85 261H86V260H85ZM87 261H88V259H87ZM116 261H117V260H116ZM130 261H131V259H130ZM192 261H193V260H192ZM212 261H213V260H212ZM217 261H218V259H217ZM219 261H220V260H219ZM219 261H218V262H219ZM7 262H8V261H7ZM41 262H42V260H41ZM41 262H40V263H41ZM46 262H48V259H47ZM58 262H59V261H58ZM58 262H57V264H58ZM64 262H65V260H64ZM112 262H113V261H112ZM119 262H120V261H119ZM128 262H129V261H128ZM131 262H132V261H131ZM213 262H214V261H213ZM218 262H216V263H218ZM224 262H225V261H224ZM236 262H237V258H236ZM9 263H10V262H9ZM23 263H24V260H23ZM23 263H22V264H23ZM33 263H35V262H33ZM48 263H49V264H52V263H50V262H48ZM53 263H54V262H53ZM74 263H75V262H74ZM87 263H88V262H87ZM101 263H103V262H101ZM105 263H107V262L105 261ZM108 263H109V262H108ZM196 263H197V261H196ZM221 263H222V262H221ZM230 263H231V262H230ZM3 264H4V262H3ZM7 264H8V263H7ZM25 264H26V263H25ZM35 264H38V263L36 262ZM41 264H42V263H41ZM45 264H47V263H45ZM78 264H79V263H78ZM91 264H92V263H91ZM94 264H95V262H94ZM109 264H111V263H109ZM113 264H114V263H113ZM124 264H125V262H124ZM197 264H198V263H197ZM212 264H213V263H212ZM225 264H226V263H225ZM236 264H238V263H236Z\"/></svg>",
	"mask_w": 264,
	"mask_h": 264
}]
</instances>
